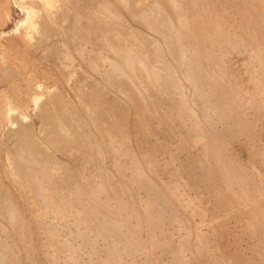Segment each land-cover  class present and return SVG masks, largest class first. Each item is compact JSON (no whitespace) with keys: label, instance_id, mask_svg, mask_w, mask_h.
<instances>
[{"label":"bare ground","instance_id":"bare-ground-1","mask_svg":"<svg viewBox=\"0 0 264 264\" xmlns=\"http://www.w3.org/2000/svg\"><path fill=\"white\" fill-rule=\"evenodd\" d=\"M185 1H187V0H0V86H4V88L0 90V214H1V212H3V208H4V210H6V214L8 213L9 216H12L14 219L17 218L18 221H21V224H19L18 222H16V226H18L17 224H19L20 226H23V227H20V228L18 227V229L19 230H22L21 228H23V230H26L29 233V236H31L33 234V232H34L33 231L34 229H32V225H31L33 223V221L31 222L29 220L28 216L26 215L27 214L26 211H28V210L31 209V211H30L32 213V216L31 217L33 219L37 220V222L40 225V227H39L38 230H40V228H41L48 235L46 237V241L44 240V242H43L44 245H45V247L46 246L49 247L53 243H54V245L57 244L55 242H58V240H59V238L61 236V235L59 236V223L57 221H53V222H50V223L46 224L45 221H44V219H43L49 213V212L47 213V210L44 207L45 206L44 202L45 201L48 202L49 200L51 201L52 199H53V202H54L55 200L52 197L55 196V195L58 197L60 195L59 194L60 193L59 192V189L60 188H63L64 189V187H63L64 181L63 180H62L63 181V185H61V187L58 186V187H60L59 189H57V186H56L57 185V182H55L56 184L54 185V186H56V188L55 189L53 187L51 188V186H53V184H54V180L56 179V177L55 178L51 177V175H53L52 173H54L52 171L53 169L51 167H54V170H55V168L62 167L63 165H64L63 168H65V166L67 165V164H65V163H67L66 161L64 163L63 161H61L60 159H58L57 156H55L56 155L55 153H54L55 155L52 154L54 152L53 147L55 148V152H56V150L57 151L58 150H61V151L64 150V151L67 152V150L70 149V148L72 150V148H77V147L82 146L84 148L83 149L81 147L82 150L88 151L89 154H90L89 150H92L91 148H93L94 150L97 151V154L95 153V151H94V154L97 155V158H98V155H99V158H101L100 159L101 161H102V159L103 160L107 159V157H111V159L113 158V160L115 162V164H113V165H116L115 168H117V170H118V171H115V172H117V173L120 172L121 173V174H118L119 176H121L119 180H121V178L124 179V176L126 178L130 174L129 172H133L134 169H135L136 171L133 172V173H135L136 176L134 177L133 175L130 174V176H128L129 179H128L127 182H129V180H130V183H129L130 186L133 184V183H131L132 182L131 180H135V181H137V184H139L140 183L139 181H141L142 179L143 180H146L147 179L148 181L146 180L145 183H144V181H141L145 185H146V183L148 184V182L149 183H152L153 182L151 185L148 184L149 187L147 186L150 189V191H149L150 194L154 197V200H153L154 201V206H150V208L151 207H154L155 208V204H156V206L164 205L165 204L167 206V209H168V206L171 205V206H173V209L176 208V210H177V209H179V207L176 204H174L175 197L178 200V198H180L183 195L182 193L184 192V191L181 192L182 195L180 194V197L179 196H172L171 195V192H172L171 189L173 188V185H172V187H171L170 190H167L168 192H163V188L162 187H164V186H162V185H164V184L167 183V186H169V185L172 184V182L170 181L171 183L169 184L168 183L169 182L168 181L169 179L167 180L168 182H164L163 181V179L165 180V178H163L162 180L160 179V178H162L164 176V175H162V177H160L161 176V173L162 172L165 173V172L162 171V170H160L162 172L159 174V172L157 170V168H159V166H160V164L158 163L159 157H157V156H160V155L158 153H161V156H162L161 159L166 158V160H167L168 163H171V162L174 163V161H178L179 160L180 161V164H178V165H180V166L177 165L178 166V169H177L176 165H175V167H176L177 170L181 171L179 173L180 175H185L183 172H186V169H189V166L190 165L187 164V161H186V158H185L186 155H187V158H188V154H191L190 157L194 160V162L192 161L194 164L195 163L197 164V162L199 161L200 158H202L204 160V157L205 158L208 157L209 155L213 154V152H214L215 156L217 157L216 160L217 161H220L221 160V153L219 151V147L220 146L217 145V147H215L214 146L215 143H213L214 141L217 140L215 138H217L216 137L217 136L216 133L219 130H217L215 132V135L216 136H213L215 138L212 139L211 138V135L208 132L209 130L207 131V129L204 126L205 121L203 123L201 120H199L197 118L200 115L197 116L198 115L196 113L197 110L193 106V103L191 105V102L194 99H192V101L190 100L191 101L190 102L189 99L191 97L189 96V94L192 93V92L195 93V91L193 90L194 88L197 90L196 93H198V96H199V97H197V102H198V98H199V100L201 99V101H202L201 104L203 105V108H204V111H205L204 112L202 110V112L201 111H198V112H200V113H203L204 112L203 115L205 117H208V119H209L210 113L211 114L213 113L212 116H215L214 115V112H212V111H216L217 110V107H218V104H219L218 101L220 102L219 98L221 99V97H223V96L226 97L227 96L228 91H224L226 89L225 87H223V88H225L223 91L224 92H227L226 95L225 94L223 95L224 92L222 90H218L220 85H218V88L217 87L215 88V86H217V84H219L218 83V80H220V79H218V78H220V76H217L218 78H216V75H218L219 73H221L220 72L221 70L217 69L218 72H216L215 69H214V67H213V65H211V64L214 63L213 61L216 60V59L214 60V57L216 55V50L214 49L213 46H214V44H217L219 42L220 37H221V36L219 37V35L221 33V30L223 31V29H221V26H224V25L222 24L220 26V23L218 21L219 19H217L218 17L216 15H215V17H217V18L214 17L215 18L214 20H216V21H211L210 20V17H211V14L210 13H211V11H208V13H206V14H209L208 15L209 16L208 19L210 20V22H214V23L216 22V23L213 25L212 23L208 22L209 20L206 19V16L207 15L205 16V18H204V15H203V18L206 19L205 21H207L208 24L210 23V27L200 25V21H198V17H201L202 18V16H200V15L205 14V13H203L205 10L203 11L201 8L205 4L208 5V1H206L205 4L202 3L203 4L202 5L201 4V1L202 0H192L194 6L196 8V11H197V13L194 16H192L190 14V12L187 10V6L188 5H185ZM253 1L251 2V6L252 5L253 6L255 5V4H252V3H254ZM259 1H261V0H259ZM245 2H246V0H245ZM245 2H243V3H245ZM240 3H241V0H240ZM255 3H257V1H255ZM260 3H263V2L261 1ZM186 4H189V3L187 2ZM214 4L212 3L213 7H214ZM200 6H201V8H200ZM210 6H211V3H210ZM245 7H246L245 9H247V6H245ZM260 7L261 6L259 5V8ZM189 8H191V5H190ZM206 8H207V6H206ZM259 8H257L258 11H259ZM214 9H215V7H214ZM223 9H224V6H223ZM242 9H244V7ZM245 9H244V11H245ZM260 9L264 10V6H262V8H260ZM215 10H218L219 11V9H215ZM253 10L256 13H259V12L256 11V8L255 9L254 8H251V11H253ZM221 11H222V9H221ZM221 11H219V12H221ZM247 11L249 12L250 10L247 9ZM213 13H214V11H213ZM263 13H264V11H263ZM216 14H217V12H216ZM221 14H222V12H221ZM245 14H246V12H245ZM260 14H261V11H260V13L258 15H260ZM252 15H254V14H252ZM221 16L219 17L220 19H222ZM225 16H226V12H225ZM225 16H224V18H225ZM227 16H229V14ZM262 16H264V14ZM250 17H252V16H250ZM258 17H260V16H258ZM204 19H203V22H205ZM251 19H253V17ZM224 21H226V19ZM235 21H236V19H235ZM226 23H225V25H226ZM256 24H257V22H256ZM204 25H207V24H204ZM228 25H229V23H228ZM228 25H227V28H228ZM250 27H248V28H250ZM229 28H231V27H229ZM251 28H253V27H251ZM232 30H230V31H232ZM226 31H228V35L230 33L231 34L234 33V31L229 33V30H227V29H226ZM223 32H225V31H223ZM242 33H244V32H242ZM254 33H255V30H254ZM203 34H205L206 37H208V40H210V44H211L210 46H207L205 44L202 45V41H201L200 38H201V36ZM258 34H259V32H258ZM242 36H244V35L242 34ZM239 38H242V37H239ZM247 38L248 37H246V40H249L250 39V38L249 39H247ZM260 38H261V36H260ZM260 38H259V40H260ZM257 39L251 38L250 40H253V42L254 41H259ZM205 40H207V39H205ZM224 40L226 41V39H224ZM250 40H249V42H250ZM228 41H227L228 44L230 43L229 45H231V46H234V44L236 42V41L234 42V39H233L234 44H231L232 43V39L231 38H228ZM221 42H222V40H221ZM239 42H241V41H239ZM219 45H223L224 46V44H220V43H219ZM237 45L235 44V46H237ZM223 46H219V47H222L223 48ZM249 46H251L250 43L247 46H245L243 44V47L242 46L241 47L243 49L245 48V50H246V47L248 48ZM216 48H218V47H216ZM232 48H230V49H232ZM220 49L217 50V52H220L221 51ZM224 49H225V46H224L223 50L221 51V55H222V53L224 54V51H226L227 48L225 50ZM245 50H243V51H245ZM229 51L231 52V50H229ZM262 51L263 50H260V52H262ZM239 52H241V50ZM245 52H244V54H246ZM228 53H227V56L230 55V54L232 55V53H230V54H228ZM256 54H257V56H259L258 54H261L262 55V53H259V52L257 53V51H256V53L254 55H256ZM227 56L225 58H227ZM257 56L255 58H257ZM263 56H264V54H263ZM249 57L250 56L248 55V57L246 58V60ZM231 59L232 58H230V60ZM251 59H252V57H251ZM220 60H222V59H220ZM220 60H219V63L221 62ZM27 62H28V64H29V62H30V64L33 63L35 65L34 66L35 68L32 67V69L34 68L33 69L34 72L28 71L29 69L28 70L26 69L27 70V73L28 72L29 73L32 72V73L31 74H25L26 76L27 75H29V76L28 77H24L23 76L24 75V72L26 73V70H24V69H25V67H27ZM216 62L214 64H217L218 63V62L217 63ZM261 63L263 64L262 61H261ZM222 64L221 65L219 64V65L222 66ZM245 64H246V62H245ZM248 64H249V62H248ZM78 65L79 66H82V70L81 71L76 70V67ZM88 66L91 69H94L95 71L100 72V74L103 76V78H105L107 81H109V82L114 83L115 85H117L118 88H119V90L124 94L125 99H121V98L120 99H117V98L113 99V98H110L104 92V89L101 87V83L98 82V81H94L92 83L93 84V87H92L91 90H90V88L89 89L88 88L86 89L83 80L86 77V73L89 72L88 71L89 70L88 69ZM226 66L227 65L225 64V67ZM225 67H223V68H225ZM262 67H264V64L262 65ZM215 68H219V67H215ZM223 68H222V70L225 71V70H227L228 67L225 68V69H223ZM246 69L247 68H245L243 70L246 71ZM53 70L55 71L54 73H56V74L58 73L62 78L66 79V80H70L71 92L70 91H66L65 89H63V87L60 84H58V85H56V86H54L52 88H49L47 86H45V87L43 86V88H41V89L35 88L34 86L36 84L33 86L34 79L36 78L35 75H37L38 73H41V74H44L46 76L51 77V76L54 75ZM229 73H230V71L228 72V76H229ZM226 74L223 73V74H220V75H226ZM231 75H232V73H231ZM258 75H260V77H261L263 74L261 75L259 73ZM229 77L230 78L226 77V80L228 78L230 80V82H231V77H233V76H229ZM205 78H207V80H208V83H206L209 86L208 87V91H207V88H206L207 85L205 86V82H206V79ZM221 78H222V76H221ZM261 78L260 79L258 78L257 80H263V78L262 79ZM235 80H236V78L234 79V81ZM257 80H255V81H257ZM240 81H241V79H240ZM188 83H190V86L193 85V87H194V88L192 87L193 89L191 88L193 90L192 92L189 91L190 90V87H189ZM222 83H223V81H222ZM238 83H239V81H238ZM238 83H237V85H238ZM224 84L222 86H224ZM229 86H230V84H228L227 87H229ZM243 86H244V84L241 87L243 88ZM263 86H264V82H263ZM230 88H231V86H230ZM234 88H235V86L232 88L233 89L232 91H234L233 94L235 95V93L237 92L236 90H237L238 87L236 88V90ZM214 89L218 90L217 92H219V91H222L223 92V93H221L223 96L220 97V95H221L220 93H219V96H217V98H218V99L216 98V100H218L217 103L214 101L216 103V105L211 100V97H213V95L215 94V91H216ZM220 89H221V86H220ZM263 89H264V87H263ZM229 90H230L229 92L232 94L231 89H229ZM259 90H261V89H259ZM247 91H249V90L247 89ZM243 92L245 93V91H243ZM230 93H229V95H231ZM244 93H243V95H245ZM251 94H253V93H251ZM196 96H197V94H196ZM235 96H237V94ZM235 96H233V97H235ZM256 96H258V95H256ZM246 97H244V101H246V99H247ZM30 98L33 100V102L35 103V106H36L35 114H36V116L40 120L38 126L36 125L35 120H33V119L32 120L26 119V116L27 115L24 114V101L26 103V101H28ZM224 100H226V99H224ZM237 100L243 102V100H240V99H237ZM248 100H249V98L247 99V101ZM228 101L230 102V100H228ZM222 102H223V100H222ZM229 102L226 101V103H229ZM231 102L232 103L235 102L233 104H236V101L235 100H232ZM242 102H240L239 104L240 105L242 104L244 106V104ZM232 103H229V105H231ZM244 103L247 106V103L246 102H244ZM223 104H224V102H223ZM252 104H253V102L251 103V105ZM228 107H225V109H224V107H222V108L225 111L226 108H228ZM248 107H250V102L248 103ZM263 107H264V105H263ZM233 108L234 109L236 108V110H237L239 107L238 106L237 107H232V109ZM7 109L10 112V114H7L8 115V120H5V118H3V119L1 118L2 117L1 115H3V117H4V114L8 113V112H6ZM197 109H198V106H197ZM219 109H220V111L221 110L223 111V109H221L220 107H219ZM228 109H230V108H228ZM199 110H201V109H199ZM174 112H176L175 115L177 114V117L174 115L176 118L171 117V113L174 114ZM226 112H228V110H226L225 113ZM230 112H232L231 114L233 116V115H235V113H238V110L236 112H234V114H233V111H230ZM225 113H224V115H225ZM240 113L242 114L243 111L239 112L238 113V116H239ZM84 114H86V118L87 119H88V117L92 118V120L94 122V125H92V126H95L94 128L96 129L97 133L94 130L88 132V130H85V129L82 128V126L80 124L84 120L83 119L84 118ZM231 114L229 115L230 116L229 120L232 117ZM249 114H251V112ZM7 115H5V116H7ZM201 116H202V114H201ZM221 116L222 115H220V117ZM205 117L203 118V120L205 119ZM226 117H225L224 120L227 119ZM234 117H236V116H234ZM189 118H190V120H191V118L192 119H196L197 118L196 119V124L193 123V125L190 126V124H189V126H188L186 122L189 120ZM221 118H224V116H222ZM208 119L206 120L207 123L211 121V120L209 121ZM232 120H233V118H232ZM238 120H240V118H238ZM220 121H222V120H220ZM220 121H219V123H220ZM235 121H236V119H235ZM237 121H236V123H237ZM173 122H176V124H174L175 126L173 125ZM211 122H210V124H212V125L215 124V123H211ZM90 123H92V122L90 121ZM224 123H225V121H224ZM230 124H233V123H230ZM239 124H241V123H239ZM226 125L228 126V123H226ZM233 125H234V127L237 126L235 124H233ZM243 125L245 126V124H243ZM216 126H217V123H216ZM216 126L213 127V128H215V130L217 129ZM244 126L242 128L237 126L239 128V130H237L238 128H236V130L238 132H240V130L246 129V128H244ZM209 127H211V126L209 125ZM213 128L211 127L209 129H213ZM224 128L225 127L223 126V129ZM222 130H220V131H222ZM225 130H227V127H226ZM225 130H224V133H227V131H228V134L230 133L229 129L226 132H225ZM233 130L231 132H233ZM198 131H199V133H201L200 135H202V137H203L202 138L203 139V142L199 144L198 143L199 141L198 142L196 141L197 142L196 145H198L199 148L198 147H194V149L197 148L196 150L197 151L200 150V151L198 153H196V155H193V153H195L197 151L196 150H193L194 152L191 153L192 152L191 151L192 148H191L190 145H192L191 144L192 141H187L184 137L189 132L192 133L191 134V137H193L192 136L194 134L193 132L198 133ZM184 132H188V133H186L183 136V133ZM245 132H243V133H245ZM153 133H156L157 135H160V136H163V137L158 138L156 135H154V137H156L157 139H153L152 138L153 137ZM222 133L223 132H221V134ZM224 133H223V135H224ZM243 133L240 132V135L241 134L243 135ZM221 134L219 133L218 136H222ZM245 134H244V136H245ZM225 135L227 136V134H225ZM172 136L178 138L177 143H174V141L172 140V138H170ZM196 136L194 135L193 138H195ZM199 136H197V137L199 138ZM231 136L232 137H238L239 135L237 136V134H234V136H233V134L231 133ZM231 136H230V140H231ZM191 137L189 135V139L190 140H191ZM239 137H242V136H239ZM223 138H225V136ZM200 139H201V137H200ZM235 139H239V138H235ZM5 140H11L12 141V146L4 147V145H2V143L5 142ZM171 140L173 141L174 145L177 144L176 145L177 146L176 148L174 146H172V144H171V146L173 148H175L176 151L175 150L173 151L172 148L169 151V148H170L169 147V142L171 143ZM233 140H234V138H233ZM193 141H194V139H193ZM219 141H220V139H219ZM175 142H176V140H175ZM220 142L223 143L222 142V139H221ZM224 142H228L227 139ZM216 143L218 144V142H216ZM229 143H231V141H229ZM235 143H236V141L234 142V144ZM194 144H195V141H194ZM234 144H233V146H234ZM221 145H223V144H221ZM193 146H195V145H193ZM225 146H228V145H225ZM51 148H52L53 151L51 150ZM224 149H227V148L226 147L223 148L222 149L223 150L222 152H224ZM71 150H69L68 152L70 153ZM180 150L182 151V154H183V151H186V152L191 151V152H188V153H186V155L184 157H181L180 154H179L180 153ZM229 150H231V148H229L227 151L229 152ZM73 153H75V151L72 152V153H70V155H68V156L71 157V154L73 156ZM167 156H169V157H167ZM227 156H229V155H226V157ZM95 157L96 156H94V158ZM97 158H95V160L92 159L91 161H96ZM229 158L230 157H228V159ZM231 158H233V156ZM206 159H205V163H208L209 166H210V163H209V159L210 158L208 159V162H206L207 161ZM74 160H75V158H74ZM203 160H201V161H203ZM224 160H221L220 162L222 163V161H224ZM236 160H238V159H236ZM212 161H213V157H212ZM229 161L232 162V161H234V159H231ZM68 162H69V160H68ZM78 162H79V160L77 161V163ZM102 162H101V164H103ZM220 162H218V163L220 164ZM230 162L226 161V162H223L222 164H220V167L222 165V169L221 170L225 172V173L223 172V175L224 174L225 175L223 177L224 180H222V182L224 183V181H225L226 184L228 183L229 185H231L234 181H235V183H237L236 181H238L240 183L243 182L245 184L244 187L242 185L243 183L241 185H239V186L237 185V187L239 189H242V190L245 187H246V189H248L249 187H248L247 182L249 180L248 179L246 180L245 178H243L244 174H242V176H241L240 173H239V171L237 173V169H236V167L237 168L239 167L238 169H240V167H243V166H241L242 161H241V163H239L238 161H235L238 164V166L236 165V167H235V164H236L235 162H234V165L232 164L233 162L232 163H230ZM77 163H76V165H77ZM79 163H81V162H79ZM87 163H89L88 160H87ZM87 163H86V165L85 164L84 165L85 166L88 165V168L89 169H86L85 171L87 172V170H89L88 171V173H89L90 170H91V168H92V166L89 165V164H87ZM211 163H213V162H211ZM93 164H95V162H93ZM96 164H98V161H97ZM47 165L49 167L51 166L50 167L51 169L50 168L49 169L52 172L48 168H46V167H48ZM81 165H83V163ZM84 165H83V170L85 168H87ZM37 166H39V167H37ZM41 166L43 167L44 171L46 170L44 172V176L46 175L45 176L46 178H47V176L48 177L50 176L52 179H54L53 180V184H52V179L50 177H49L50 180H47V184H46V178L45 179L44 178L39 179L36 176L38 174H41L40 173V171L42 170V167ZM77 166H79V165H77ZM97 166L99 167V164ZM100 166H102V165H100ZM194 166L195 167L200 166V168H201V165H197V166L194 165ZM212 166L215 167L216 164H215V166L212 164ZM220 167H217V168H220ZM37 168H39V170L40 169L41 170L40 171H38V170L36 171ZM66 168H68V166ZM78 168L80 169L81 167H78ZM208 168L203 170L204 171L203 172V176L199 174L203 179H206L207 181H209L214 176V173H215V172H213V174H212L211 171H214V170H211L210 171ZM68 169H66L67 172H68ZM70 169H69V171H70ZM93 169L95 171L97 169V167L96 168H93ZM101 169H103V168L101 167ZM128 169H132V170L129 171V172H127ZM176 169H173L171 171L174 172V170H176ZM196 169L193 170L194 173H197V170ZM210 169H212V168H210ZM58 170H60V168ZM92 170H91V172H94ZM97 170H100V169H97ZM241 170L243 171L245 169H241ZM35 171H36V173H38V172L39 173L36 174ZM71 171H73V170L71 169ZM100 171H102V170H100ZM215 171H217V170L215 169ZM64 172H66V171L64 170ZM91 172L89 173L90 175H91ZM106 172H108V171H105V173ZM172 172H171V174H172ZM219 172H220V169H219ZM219 172H216V175H217V173L219 174ZM42 173H43V171H42ZM97 173L98 174L101 173V175L105 176L104 175V172L102 174V172H98L97 171ZM154 173H155L156 176H157V174H159V176L157 178L160 177L159 178L160 180L156 178V176L154 175ZM174 173L177 174L178 171L177 172H174ZM191 173H192V171H191ZM60 174H58L59 175L58 176L57 175V172H55V175H57L58 177H60ZM74 174H75V172H74ZM77 174H75V175H77ZM84 174H83V176H84ZM94 174H93V176L98 175L96 173H94ZM188 174H189L188 176H191L190 172ZM201 174H202V172H201ZM69 175H70V177H74L75 176V175L74 176H71V175H73V172H71ZM87 175L85 174V176H87ZM112 175H111V177H109L110 176V174H109L108 177L109 178H112L113 177ZM118 175H117V177H114L113 179H115V178L117 179L119 177ZM122 175H123V177H122ZM204 175H205V178H204ZM210 175H213V176H210ZM83 176L78 175L77 177H79L78 179H80ZM98 176H100V175H98ZM206 176H209L211 178L208 177L209 178V180H208ZM235 176H237V178L239 180L238 179L235 180L236 179ZM148 177H149V179L151 181L152 180L153 181L150 182V180L148 179ZM174 177H176V176L174 175ZM177 177H180V176L178 175ZM220 177H222V176H220ZM240 177L243 178V179H245V181L243 179H241ZM260 177L262 178L263 176L261 175ZM83 178H81L80 180H84ZM89 178L91 179V177H89ZM100 178L101 177H99L98 179H100ZM109 178L106 177L105 179H108V181H109ZM176 178H175V181L177 180ZM181 178L182 177H180V179ZM196 178H198V177H196ZM60 179H63V177H60ZM68 179L66 178V182L65 183L68 182L67 181ZM72 179L73 180L74 179L77 180L76 176L74 178H72ZM90 179L89 180L86 179L87 181L84 180V182L85 183L88 182V181L91 182ZM217 179L215 180V182L217 181ZM43 180H45V181H43ZM73 180H71V183H72ZM119 180H118V184L120 183L119 185L125 184L122 181H121L122 183L119 182ZM157 180H159V182L160 181L161 182H164V184L160 182L162 184V185H160L157 182ZM181 180H183V178ZM186 180H187V178L185 179V181ZM189 180H190V177H189ZM211 180L213 181L214 180V177ZM252 180H253V178H252ZM48 181H50V185H49V182ZM108 181H107L108 184H106L107 186L110 184L109 182L111 180L109 182ZM185 181H184V183L186 185V182ZM196 181H197V179H196ZM210 181L208 183H210ZM219 181H220V179H219ZM73 182H75V181H73ZM84 182L83 183L80 182L81 185H78V188H77V191L78 192H76V193L79 194V196H78V198H79V200H78L79 201V204L76 205L75 204L76 203L75 201L73 202V201H70L71 199L70 200L69 199H66V200H69L68 201L69 204H66V205H69L68 210L69 209L70 210L68 212L71 214L70 217L69 216H67V217H69V218H73L74 217V221L77 222V223H80L78 221L81 220V218H83L85 220L84 217L86 216L85 213H86L87 210H86V208H85L86 211L83 210V209H84V206H86L87 209L89 208L88 209L89 210L88 211V215H87L88 218L86 217L87 218L86 221H83V222L86 223L87 221H89L90 218H91V220L93 219V220L96 221L95 225L92 224V227L89 226L90 225V222H87L88 223V225L86 224V226L88 228L87 231L89 229H91L92 232H90V233L93 234V235H95L94 237H96V238L99 237V240L101 238L100 236H102V238H101V240H102L105 237V234L107 232L108 233H112L114 230H117L115 232H118V228L115 229L114 227H113L114 230L111 228L113 230L112 231L110 229L111 226H113V225H115V226L117 225V227H119V225L120 226L121 225L124 226L126 224L125 221H127L126 219H123L124 220L123 221L122 218H118L119 217V213H117V212H116L117 213V216H116L117 218L116 217L111 218V216H112L111 212L112 211L109 212L110 216L107 214L109 216L108 217L106 215V212L103 213L102 210H99L100 207L99 206L96 207V205H95L96 203H97V205L99 204V202H98L99 200L97 198H99V199L101 198L100 197L101 196L100 194H104L105 195V193H107L109 190H110L111 195L113 193L115 194V188L114 187H116L117 185L114 186L112 184V186L114 188V192H111V190L113 188H111V189L108 190L107 188H109L110 186L107 187L104 183H103V185H100V184H102L101 183L102 181H101V182L98 183L100 186H96V188L98 187L97 193L94 192V191H93L94 193L91 192L95 196V198L90 193H89V195H91L92 198H89L88 191H87L88 189H87L86 190V193H87V197L88 198L87 199H84V198L81 197L82 195L84 196V194H85V193H83L84 192V187L83 186L86 185ZM97 182H98V180H97ZM97 182L95 184H97ZM190 182L192 184H196V182L193 181V180H191ZM222 182L220 181L219 183L218 182H216V183H217V185L218 184L221 185ZM252 182H250V184ZM69 183H70V180H69ZM76 183H77V181H76ZM177 183L180 184V181L177 182ZM208 183H206V184H208ZM214 183L211 186L213 188V190H215V191H213V193H216V191H217V193H218V194H216L217 196L219 195V197H225L226 194L224 196H221V194H222L221 191L223 190L222 187L221 186H217ZM240 183H237V184H240ZM60 184H61V182H60ZM77 184H79V183H77ZM88 184H89V182H88ZM88 184H87V186H88ZM179 184H176V186L177 185L179 186ZM254 184L252 185V188H255L257 191H254V194H253L252 191L250 190L251 191V195L252 194L255 195V192L260 191V190H258L259 188L257 189V185H254ZM104 185L107 187L106 188L107 189V192L104 190V188H105ZM142 185H140V186L142 187ZM74 186H76L75 183H74ZM74 186L71 185V189L72 188H75ZM126 186L124 185V187H126ZM128 186L125 188V190L128 188ZM135 186H137V185H135ZM208 186H209V184H208ZM65 187H66L65 189H67V186L66 185H65ZM91 187L93 188V186H91ZM189 187H191V186H189ZM196 187H197V185H196ZM203 187H205V186H203ZM219 187H221L220 189H222V190H220ZM69 188H68V190H70ZM87 188H89V187H87ZM117 188H118V186H117ZM166 188H170V187H166L165 186L164 190ZM178 188L179 187H177V189ZM209 188H210V186L207 188V190H209ZM232 188H235L236 189V187H234V186ZM52 189H54L56 191L58 190L57 193L58 192L59 193L57 194L56 191L53 190L56 194H53L52 195V192H53ZM94 189H95V187H94ZM131 189H133V188H131ZM131 189H130V191H132ZM139 189H141V188H139ZM60 190L62 191V189H60ZM210 190H212V189H210ZM242 190H241V192H242ZM103 191H105V192H103ZM116 191H117V189H116ZM127 191L129 192V190H127ZM169 191H171V192H169ZM173 191H174V188H173ZM176 191H178V190H176ZM229 191L231 192L230 189H229ZM245 191L246 190L244 189L243 190V193ZM70 192H72V191H70ZM125 192L122 193V194H125ZM145 192H147V191H145ZM209 192H208V194H209ZM247 192H248V195H249V191H247ZM134 193H136V192H134ZM200 193H202V192H200ZM200 193H199V195H202ZM234 193L235 192H232V194H234ZM243 193H241V194L243 195ZM258 193H256V194H258V197L257 198H259V195H261L260 192H258ZM69 194H75V193H69ZM69 194H67V195H69ZM114 194L111 197L106 194V200H105V197H103V198H104V201L105 202H107V200L111 198V201H108L109 205H110V203L114 204V203H116V201L117 202L119 201V207L117 208V205H116V208L117 209H115V210L118 211L120 207H121V209H123L124 207L127 208L128 206H130V208L132 207L131 209L134 208V210H136L135 207L137 205L136 206L134 205L135 207L131 206L134 203H131V205H128L127 203L129 201H127V202L123 201L125 198L122 200L123 196L121 194H118V192H117V194H115V195ZM175 194H177V193H175ZM187 194L188 193H186L185 196ZM210 194L212 195L211 197H214L215 196V195L213 196L212 193H210ZM130 195H132V194L130 193ZM130 195L128 193V197L125 196L126 199L130 198L129 197ZM133 195H135V194H133ZM137 195H135V197H137ZM188 195L186 197L185 196H182V198L183 197L186 198L185 200H184V198L182 200H184L185 202H187V203H185L187 205L184 206V201H183V206H184L183 209H184V211H186L185 209L186 208L188 209V207L190 206L189 205V201L191 199L190 200L188 199ZM234 195H235L234 199H238L237 194L235 193ZM242 195H240V196H242ZM244 195H246L248 197L247 193L244 194ZM64 196H66V195H63V198H64ZM70 196H72V195H69V197ZM141 196L142 195L140 194V197ZM149 196L150 195H146V197H149ZM208 196H207V198H208ZM230 196H229V198H230ZM246 196H243V197H246ZM57 197H55L56 200L58 198H60L61 196H59L58 198ZM69 197H67V198H69ZM132 197L133 196H131V198ZM143 197L146 199V197L144 195H143ZM189 197H193L194 198V197H197V195H195V196L189 195ZM201 197L203 198V196H200V197H198V199H200ZM219 197H217L216 199H220ZM232 197L233 196H231V198ZM74 198H75V200L77 199L76 196H74ZM93 198L94 199H97L98 201H94L93 202L92 201ZM149 198H148V200H149ZM262 198L264 200V196H262ZM60 199L58 201H56V204H55V202L54 203L51 202V203H53V204H51L50 201H49V206L53 205L51 207H54L53 209H55L56 206H54V205H57V209L58 210H56V211H59V209L61 207L58 206V205H61V202L64 200L63 199L61 202H59ZM138 199H136V200H138ZM140 199L143 200L142 197ZM195 199H197V198H195ZM198 199L197 200L192 199L194 201H198V203H196V204L195 203H192L193 201L191 200L190 204L192 203V204H195V205H192L191 204V210H190V207H189V209L187 211H191V212L195 213L196 211L194 212V210H198V208H201V209H199V211H197L198 213L200 212V214H198L197 212L196 213H197V216L199 215V216L202 217L201 212H203L202 214H204V213L206 214L207 211H205V210H208L207 208L205 209V207H207V206L208 207L209 206L212 207L215 204H213L214 201H212V203L209 202V203H211L213 205L212 206H211V204L210 205H207V206L205 205V207H204L205 210H202L203 208H202V206L199 207L200 206L199 203L201 202V204H202L203 201L204 202L206 201L208 203V201L207 200H204V199H202L203 201L201 199L200 200H198ZM211 199L213 200V198H210V201H211ZM223 199L224 198H222L221 200H223ZM250 199H251V197H250ZM255 199H256V197H255ZM260 199H259V201H260ZM182 200L180 199V203H181ZM241 200L245 204L246 201H244L243 199H241ZM104 201H102V202H104ZM151 201H152V199H151ZM215 201L217 202L218 200H215ZM224 201H226V200L224 199ZM230 201L231 200H229V202ZM255 201H257V200H255ZM42 202H43L44 206L42 205ZM47 202H45V203H47ZM57 202H59L60 204H58ZM144 202L147 205L146 200ZM176 202H179V201H175V203ZM92 203H94V204H92ZM222 203H225L226 204V202H222ZM235 203H239V201L237 202V200H236ZM246 203H248V202H246ZM105 204L101 203L100 204V206L102 205L101 208ZM197 204H199V205L196 206ZM220 204H221V202L219 203V205ZM225 204H224V206H225ZM227 204H226L225 207L223 205L222 206L224 208H226L227 207ZM232 204L234 205V203H232ZM232 204L230 202V207L232 206ZM239 204L240 205H238V206L240 208L242 206L241 205L242 203H239ZM252 204L253 203H251V205ZM254 204L256 205L255 202H254ZM262 204H263V202H262ZM64 205H62V207ZM139 205H141L143 207L144 204L143 205L142 204H139ZM149 205H151V203H149ZM180 205H182V204H180ZM91 206H93L94 209H92L93 207H91ZM171 206H169V207L171 208ZM186 206H188V207H186ZM195 206L197 207V209L195 208L192 211V209ZM217 206H218V204L216 203V206L215 207H217ZM236 206H237V204H236ZM114 207H115V205H114ZM146 207L143 208V209H145V212L142 213V214H145V216H146V213H147L146 212L147 209H149V208L146 209ZM215 207L214 208L212 207V208L215 210ZM219 207H221V206H219ZM230 207L228 206V210L230 209ZM64 208L65 207H63L61 210H63ZM154 208H152V209H154ZM224 208L223 209L222 208H219V209L224 210ZM239 208H238V210H239ZM242 208H244V207H242ZM250 208H252V210H253V207H250ZM66 209H64V211ZM102 209H104V210L105 209L106 210H110L107 206H106V208L104 207ZM152 209H151V212L153 211ZM157 209H160V208L157 207ZM183 209H181V210H183ZM232 209H233V207H232ZM232 209H230V210L232 211ZM244 209L246 210L247 207H245ZM259 209H261V208L259 207ZM61 210L59 212V215L61 213V216H62L63 215L62 213L64 211L61 212ZM82 210H83V212L85 211L84 212V215H81V214H83ZM134 210H132V211H134ZM137 210H139V208ZM137 210L134 211V212H138V214L143 211V210H141V212H139ZM214 210H212V214H213V211ZM226 210L227 209H225L223 211V213H221V214H224V212H226ZM238 210L235 209L234 211L235 212L237 211V213L240 214V216H241V214L244 213V211H238ZM66 211L64 213H66ZM100 211H101V213H100ZM163 211L165 212V210H163ZM257 211H258V209H257ZM128 212H126V214ZM176 212H178V210ZM235 212H233V213L235 214ZM252 212L253 213L250 212L249 214H246V212H245L246 217H245L244 220L246 221V223H244L242 225V227L245 225V227H244V229L246 228L245 230H247L248 232L250 231L251 234L252 233L256 234L257 235L256 237L259 238V236L261 235V233H260V227L258 225V224H261L260 219H259V213L254 212V211H252ZM99 213H100V215L102 217L99 216ZM148 213H150V211ZM180 213H183V212L181 211ZM193 213L191 215H193ZM262 213H264V212H262ZM2 214H4V212ZM55 214L57 215V213H55ZM91 214L94 217L93 216L90 217L89 215H91ZM132 214H133L132 217L133 216H134V218L137 217V220H141V219L143 220V218L139 217L136 213H135L136 215H134V213H132ZM150 214H152V213H150ZM161 214H162V212H161ZM161 214L159 213L160 216L165 215L164 213L162 215ZM210 214H211V212H210ZM214 214H215V212H214ZM216 214H215V216H216ZM234 214H233V216H231L232 213L229 212L226 215L227 217H225V215H224V216H222L223 218L221 217L222 219L220 218V220H219V218H216L217 219V222H219V224L223 223L225 227L222 224L223 227L222 226L219 227L218 225H216L217 227H215V228L214 227L211 228V225L215 226L214 223L211 224L212 222L210 220H211V217L213 216V215H211L210 216V219H207V220L210 221V223H206L208 225L210 224V226H206V227H210L211 230L212 229H217V228L219 230H220V228L223 230V229L226 228V223L225 222L227 221V219H228V221H230L231 218H229V217H234L235 215H237V214H235V215ZM59 215H58V217L62 221L64 218H62V217L60 218ZM64 215L66 216V214H64ZM130 215L131 214L128 213V220H129ZM148 215L149 214H147V216ZM188 215H190V214H187L186 217ZM81 216H84V217H81ZM120 216H122V215H120ZM145 216H143V217H145ZM156 216L158 217L157 214H156ZM199 216H198V218H200ZM204 216H206V215H203V218L205 220L206 217H204ZM1 217L5 220L6 215L5 216L2 215ZM12 217H8V218L11 219ZM162 217L166 218L165 216H162ZM162 217H160V218L162 219ZM172 217H174V216H172ZM175 217H176V215H175ZM178 217H176L175 220H179ZM207 217H209V216L207 215ZM263 217H264V215H263ZM2 218H1V221H3ZM123 218H124V216H123ZM154 218L156 219V217H154ZM184 218H185V215H184ZM184 218L182 217V219H183L182 221H184ZM203 218H201L198 221V223H196V229H194V233L193 234H195V235L198 234L197 231L198 232L200 231V228H201L200 226L201 225L202 226H205L206 225V224L203 225V222H206L207 220L206 221H203L202 220ZM213 218L215 219L214 216H213ZM10 219H7V220H10ZM14 219H11V220L14 221ZM65 219H66V217H65ZM68 219H66V220H68ZM146 219H144V220H146ZM185 219H187V218H185ZM237 219L239 220V218H237ZM7 220H5V221H7ZM201 220H202V224H201ZM233 220H235V217H234ZM242 220H243V218H242ZM58 221H60V220H58ZM156 221L157 220H155V222ZM220 221H222V222H220ZM239 221L238 222L233 221V223L236 222L235 224H238ZM11 222L9 223L10 224V227H11V224L13 223V222L12 223ZM63 222L65 223L67 221H62V224H64ZM83 222H81L82 225H84ZM147 222H150V221H147ZM157 222L160 224V221H157ZM185 222H186V220H185ZM258 222H260V223H258ZM5 223H7V222H5ZM73 223L74 222L70 223V224L73 225V227H74V225H75V227L78 226L75 223L74 224ZM91 223H92V221H91ZM98 223L99 224H105L103 226L101 225L103 228L104 227L106 228V227L110 226L109 227L110 230L108 228H106L107 229L106 230L107 232H106L103 229H100V227L98 228L97 227V224ZM127 223H129V222L127 221ZM134 223H135V221H134ZM164 223H167V221L164 222ZM229 223L230 222H228L227 227L230 226ZM240 223H242V222H240ZM240 223H239V226H241ZM263 223H264V221H263ZM1 224L2 223H0V229L1 230H4L5 229L4 231H6L8 228L5 227L4 229H2L1 227L3 226V224H2V226H1ZM7 224H5V225H7ZM13 224H15V223H13ZM129 224L131 225L132 222H130ZM142 224H143V222H142ZM153 224H154V222H153ZM159 224H157V225H159ZM198 224H199V227H200L199 229L197 228V225ZM230 224H232V223H230ZM93 225L95 226L94 229H93V227H94ZM136 225H138V224H136ZM181 225H185V224H182L181 223ZM16 226H15V230L18 231V229H16ZM86 226H84V229H83V227L81 228L82 231L79 229L80 227H77L76 231L79 229V231L82 233V232L86 231V228H85ZM151 226H152V224H151ZM164 226H166V225L164 224ZM24 227H25V229H24ZM127 227H129V225ZM132 227H134V226H132ZM137 227L139 228L140 226H137ZM158 227L161 228L160 225L157 226V228ZM189 227H190V225L188 226V228ZM242 227H241V229H243ZM13 228H11V229H13ZM141 228L142 227H140V229ZM182 228L184 230V228H187V227H184L183 226ZM228 228H226V229L230 231V228L229 229ZM233 228H235V227H233ZM238 228H240V227H238ZM11 229H9V230H11ZM68 229H69V227H68ZM71 229H69V232L71 231ZM133 229H135V228H133ZM133 229H130V230L132 231ZM142 229H141V231H142ZM152 229L153 228L150 227V230L151 231H152ZM143 230H145V229H143ZM146 230L149 231L148 228ZM153 230H155V229H153ZM185 230H187V229H185ZM188 230H187V232H185L186 234L188 233ZM190 230H193V229L191 228ZM195 230H196V232H195ZM204 230H205V232H203V233L205 234L206 237H208V235H206L207 232H208L207 229H204ZM217 230H215V232L216 233L219 232V235H220V232L222 230L221 231H219V230L217 231ZM8 231H6V232H8ZM89 231H88V233H89ZM202 231H203V227H202ZM202 231H200L201 232V236H202ZM10 232L13 233V230H11ZM16 232H15V234H17V235L20 234V232H19V234H18V232L17 233ZM132 232H135V230L132 231ZM144 232H141V233L144 234ZM211 232H213V231H211ZM211 232L209 231L208 233L210 235H212ZM103 233H105L104 236H103ZM141 233H140V235L142 236ZM150 233H152V232H150ZM237 233L235 234L236 236H237ZM247 233H245V235L248 236ZM24 234H26V233H24ZM145 234H147V233H145ZM157 234H159V233H157ZM160 234H162V232ZM191 234H192V232H191ZM204 234H203V236H204ZM78 235L79 236H82V238H83L87 234L85 235V233L84 234H80L79 233ZM78 235L76 234L77 237H78ZM89 235H87L88 237L86 236L87 238L84 237L86 239V241H88ZM110 235H112V237H116L117 235L120 236V233H118L116 236H114L115 234L113 235V233L110 234ZM147 235L150 236L149 233ZM162 235H164V233ZM166 235L168 236V232H167ZM118 236H117V238H118ZM154 236L155 237H153V238H155L157 240L156 237H158L159 235L156 236L155 235V232H154ZM187 236L183 237V235H182L181 241H184ZM201 236H200V238H201V240H203L202 239L203 236L202 237ZM214 236H215V233L213 232V238H214ZM228 236H231V235H229V232H228ZM241 236H242V234H241ZM243 236H244V234H243ZM261 236L263 237V235H261ZM18 237L21 239V234ZM23 237H27V236H24L23 235ZM62 237L60 239L63 240V238H65V236L63 238ZM91 237L93 238L92 235H91ZM123 237L125 238L124 235H123ZM163 237H165V236H163ZM222 237H224V239H227L228 238V240H229V237H227V235H225V233H224V235L222 233ZM96 238L95 239L93 238L94 241L95 240L96 241L98 240ZM108 238L111 239V236H108L107 239ZM117 238H116V240H117ZM127 238L128 237L125 238V241H124L125 243H126V239ZM134 238H135V236H134ZM182 238H184V239H182ZM197 238H199V234L197 235ZM197 238L194 240L193 237H192L193 241H196V240L199 241L200 238L199 239H197ZM215 238H216V236H215ZM232 238L234 239V237H232ZM85 239L84 240H81V241L82 242L84 241V243H85L86 242ZM131 239L133 240V235H132V238ZM148 239H149V237H148ZM152 239H151V241H152ZM155 239H153V240H155ZM158 239H161V238H158ZM211 239H212V237H211ZM5 240L7 241V239H5ZM73 240H75V242H77L76 241L77 240L76 238L75 239L73 238ZM119 240L116 243H118ZM137 240L138 239H135V241H137ZM201 240L199 241L200 243L202 242ZM205 240L208 241L209 240V237L204 239V248H206L204 250H206L205 251V254L208 255L209 254L208 248L210 247L211 244L213 245V243L215 242L216 239L214 240V242L212 241V243L211 242L208 243ZM217 240L219 241L220 238L217 239ZM241 240L243 241V239H241ZM241 240H240V243H242ZM258 240L259 239H257V243L259 242ZM0 241H2V238H1ZM3 241H4V239H3ZM63 241L66 244H70L71 243V242L66 241L65 239ZM122 241H120L121 242V245H122ZM135 241H133V242H135ZM159 241H160V243H162L161 242L162 240H159ZM185 241H184V244L187 245L186 243H188V242L185 243ZM221 241L222 240L219 241L220 244H219V242L217 243V241L214 243V250H212L213 246L210 248L211 253L208 256H209V258H210V256L212 258H213V256H215V258H213V260L215 259L214 262L217 261L219 264H250L247 261L249 256L247 257V260H245L244 258L246 257V254H243L245 256L243 258L237 252L238 249H239V247L241 248L242 246L239 243L236 244V246L234 244L236 242H238L239 240L238 241H235V239H234L232 241V243L235 241L233 244H231V245H234L235 246V247H232L233 250H235V248H238L237 251L235 250L234 252L230 251V250H232V248L229 250V246L221 244ZM224 241H226V240H224ZM64 242H62V243L64 244ZM199 242L197 244H196V242H192L193 244L195 243V245H196L195 248H194L195 250L198 247L203 248V245H202V247L198 245V244H200ZM228 242L229 243L224 242V244H226V243L227 244H230V241H228ZM7 243H10V242H6L5 244L7 245ZM100 243H101V241H100ZM137 243H139V242H137ZM141 243H143V242L141 241ZM172 243H174V242L172 241L171 244ZM179 243H180V241H179ZM5 244H3V245H5ZM59 244H60V242H59ZM130 244H131V242H130ZM136 244L133 245V246H136ZM167 244H168V241L164 245H167ZM180 244L178 246L181 247L182 246V242ZM261 244H259V245H261ZM8 245H10V244H8ZM57 245H56V247H57ZM61 245H58L60 247L58 249H56V250H59L62 247V250L61 251L63 253V247L64 246H61ZM96 245H97V243H96ZM115 245H117V244H115ZM158 245H159V243H158ZM189 245L186 246L185 250L187 249V247H190L191 246V245L190 246ZM237 245L239 247H237ZM80 246H81V244H80ZM111 246L113 247V245H111ZM169 246L167 245V248L164 246L166 248V251L168 250V247ZM178 246H176V248ZM48 247H46L47 250L51 246L49 248ZM66 247L67 246L65 245L64 248L67 249ZM83 247L85 248V246H83ZM107 247L108 246L106 245V248ZM136 247H138V246H136ZM157 247L159 248V246H157ZM160 247H163V246H160ZM70 248H71V245L69 246V249ZM92 248L96 249V253L94 252L95 254L94 253H90V251L88 249H87V251L89 252V254L96 256L97 251H98L97 249L100 248V245H99L98 248H95L94 245H93ZM121 248H124V247L122 246ZM131 248H132V245H131ZM182 248H180L179 250H176V249L173 250L172 249L173 250L172 251L173 252V255L174 254L176 255V252L177 251H180L181 252ZM72 249L73 248H71L70 250H72ZM94 249L91 252H93ZM143 249H144V246H143ZM215 249H217L219 251V252L217 251L218 252L217 253L218 254V257H217V255H214L215 252H213V251H215ZM5 250H6V248H5ZM117 250H118L117 252H119V247H118ZM163 250H164V248H163ZM253 250H254V248H253ZM61 251L59 250V252H61ZM69 251H67V252H69ZM87 251H86V253L88 254ZM100 251L103 252L104 250L103 251L100 250ZM124 251H126V250L124 249ZM161 251L162 250H160V248H159V252H161ZM169 251H167V252H169ZM199 251L200 252L201 251L203 252V250H199ZM199 251L196 250L195 251L196 254L198 253V255H199L200 254ZM3 252H4V250H3ZM65 252L63 253V255H66ZM82 252H83V250H82ZM107 252H110V251H107ZM147 252H149V251L145 250L144 253L147 255ZM180 252L177 255L179 257L182 254V252L181 253ZM0 253H2L1 250H0ZM50 253H51V251H50ZM50 253L47 251L46 254H48V257H50V255H49ZM71 253H73V252H71ZM212 253H214V254L211 255ZM263 253H264V251H263ZM52 254L53 253H51V255ZM70 254H69V256H70ZM74 254L73 255L71 254V255L74 256ZM122 254H123V252H122ZM128 254L129 253H127V255ZM201 254H203V253H201ZM6 255H8V254H6ZM6 255H5V257H6ZM99 255H101V254L99 253ZM116 255H118V254L116 253ZM190 255H191V253H190ZM72 256L70 258H73ZM88 256L90 257V255H88ZM107 256H108V254H107ZM109 256H111V255H109ZM131 256H132V254H131ZM184 256H185V260H184V258H182ZM184 256L182 255L181 256V259H178V260H181L180 262L177 259H176V261H174L173 260L174 258H173L172 259V261H174L173 263L175 264V262L178 261L179 263L177 262L176 264H182V263H186V262L189 263V264H191L190 262H192V260L189 262L188 261L189 260L188 258L191 257V256H193V253H192L191 256H188V253L187 254H184ZM194 256H196V255H194ZM63 257L65 258L66 256H63ZM117 257L120 258V256H117ZM173 257L177 258L176 256H173ZM3 258H4V256H3ZM18 258H20V257H18ZM53 258H54L53 263L55 264V260L57 261V259H56L57 257L56 258L53 257ZM64 258H63V260H64ZM107 258L105 259V261H107ZM191 258L193 259V257H191ZM195 258L194 259L197 261V257H195ZM5 259L8 262V259L7 258H4L3 260H5ZM31 259L32 260H30V262L34 261L33 258H31ZM77 259H79V258H77ZM108 259H109V261H107V262H110L109 264H111V262H113L112 259L114 260V258H112L111 261H110V257ZM136 259H138V258L136 257ZM145 259H147V258H145ZM150 259H148V261ZM202 259H205V257H203ZM3 260L1 261V259H0L1 262H3ZM65 260H64L65 261L64 264H75L74 263L75 260H72V259H69V258H66ZM90 260L92 261V263H90L89 260H88V262L90 264H93L94 261L92 260V257L90 258ZM101 260H102V258H101ZM101 260H100V262H101ZM116 260L119 261V259H116ZM116 260H114V262ZM250 260L251 259H249V261ZM71 261H73V262H71ZM117 261H116V264L118 263ZM127 261H129V260H127ZM132 261L134 262L135 260H132ZM260 261L261 260L259 259V262ZM4 262H6V261H4ZM4 262H3V264H4ZM9 262H11V261H9ZM107 262H104V260H102V264L103 263L107 264ZM198 262L200 263L201 261L198 260L196 264H198ZM250 262H252V261H250ZM121 263H123V262H121ZM139 263L141 264V262H138V264ZM145 263H146V261H145ZM154 263H156V262H154ZM205 263H208V261L207 262L205 261ZM218 263H216V264H218ZM32 264H36V263L33 262ZM57 264H60V263H57ZM61 264H62V261H61ZM76 264H78V263H76ZM94 264H96V262H94ZM123 264H133V263H130V261L125 263V261H124ZM157 264H159V263H157Z\"/></svg>","mask_w":264,"mask_h":264},{"label":"rangeland","instance_id":"rangeland-1","mask_svg":"<svg viewBox=\"0 0 264 264\" xmlns=\"http://www.w3.org/2000/svg\"><path fill=\"white\" fill-rule=\"evenodd\" d=\"M206 1H208V5L207 4H205L206 3ZM253 0H246V2H245V0H241V3H240V0H202L201 1V4L203 3V4H205L206 6H207V8H206V6L205 5H201L202 6V8H201V6H200V8L204 11L203 13H205V14H202V15H200V16H202V18L201 17H198V21H200V25H203V26H207V27H210V23H212L213 25L216 23H214V22H210V20L211 21H216V20H214L215 18H217V19H219L218 21H219V23H220V26L223 24L224 26H221V29H223V31H225V32H223L222 30H221V33H220V35H219V37L221 36H223L222 38L220 37V40H219V42L217 43V44H214V49L216 50V55H215V57H214V60L215 61H213L214 63L216 62L217 64H211V65H213V67H214V69H215V71L216 72H218V70L217 69H219V70H221L220 72L221 73H217L218 75H216V78H218L217 76H220V78H218V79H220V80H218V83L219 84H217V86H215V88L217 87L218 88V85H220L221 86V89H220V86H219V89L218 90H224L225 88V90L224 91H228V94H227V96L225 97V96H223L224 94L226 95V93L227 92H222V91H219V92H217L218 90H216V89H214V90H216L215 91V94L213 95V97H211V100L213 101V103L216 105V103H217V101L218 100H216V98H217V96H219V93L221 94V93H223V95L221 94L220 95V97L221 96H223V97H221V99L219 98V100H220V102L218 101V107H217V110L219 111H212V112H214V115L216 116H212L213 115V113L211 114L210 113V116H209V119H208V117H205L203 114H204V108H203V105L201 104L202 103V101H201V99L199 100V98H198V102H197V97H199L198 96V93H196V89L193 87V85L192 86H190V83H188V85H189V87H190V92H192L193 90L195 91V93L194 92H192V93H190L189 94V96L191 97H189L190 99H189V101L191 100L192 101V99H196L195 101L193 100L192 102H191V105H192V103H193V106L195 107V109L197 110L196 111V113L198 114H196L197 116H199V117H197L199 120H201L203 123H204V121H205V123H204V126H205V128L207 129V131L209 132V134L211 135V138L213 139V138H215V137H213V136H216L217 138H215V139H217L216 141H214L213 143H215V147H217V145L218 146H220L219 147V151H220V153H221V160H224V161H222V163L223 162H226V161H228V162H230L229 160H231V159H234V161H232V162H230V163H232L233 165H234V162L235 161H238L239 163H241V161H242V164H241V166H243V167H240V169H238L237 167H236V165L238 166V164H237V162H235L236 164H235V167H236V169H237V173H238V171H239V173H240V175L242 176V174H244V176H243V178H245L246 180L248 179L249 181L247 182V184H248V189H246V187L244 188L246 191L243 193V190L242 189H239L238 187H237V185L239 186V185H241L242 183H240V182H238V181H236L237 183H240V184H237V183H235V181L231 184V185H229L228 183L226 184V182L224 181V183L222 182V180H224V175H223V172L224 171H222L221 169H222V165H221V167H220V164H222L220 161H217L216 159H217V157L215 156V154H214V152H213V154H211V155H209L208 157H204V160L202 159V158H200L199 159V161L197 162V164L195 163H193L194 162V160L190 157L191 156V154H188V158H187V155H186V153H188V152H191V153H193L194 151L193 150H196V149H194V147H198V145H196L197 144V142L200 144V143H202L203 142V137H202V135H200L201 133H199V131H198V133H195V132H193L194 134L192 135L193 137H194V135L196 136H199V138L196 136L195 138H193V137H191V134L192 133H188V132H184L183 133V136L186 134V133H188V134H186V136L184 137L187 141H192V145H190L191 146V148H192V150L191 151H188V152H186V151H183V154H182V151L180 150V156L181 157H184L185 155H186V161H187V164L188 165H190L189 166V169H186V172H183L185 175H180L179 173L181 172V171H179V170H177L178 169V166H180V165H178V164H180V161L178 160V161H174V163L173 162H171V163H168L167 162V160H166V158H163V159H161V153H158L160 156H157V157H159V161H158V163L160 164V166H159V168H157V170H158V172H159V174L162 172V171H164L165 173H161V176L160 177H162V175H164L162 178H160L161 180L163 179V178H165V180L163 179V181L164 182H168L169 184L172 182V184L171 185H169V186H167V183L166 184H164V182H161V183H163L164 185H162L160 182H159V178H157L158 176H159V174H157V176L155 175V173H154V175L156 176V178L157 179H159V180H157V182L160 184V185H162V186H164V187H162L163 188V192H168L167 190H170L171 189V187H172V185H173V188H174V191H173V188L171 189V191H169V192H171V195L172 196H179L180 197V194H181V192L182 191H184L181 195L182 196H185V194L186 193H188L189 195H191V196H195V195H197V197H189V195H188V199L190 200H192V199H194V200H197L198 199V197H200V196H203V198L201 197L200 199L202 200V199H204V200H207L208 201V203L205 201H203L202 202V204H201V202L199 203L200 204V206L199 207H201L202 206V210H205L206 208L208 209V210H205V211H207L206 212V214L204 213V214H202L203 212H201V215H202V217L201 216H199L200 218H198V216H197V211H199V209H201V208H198V210H194L195 208L197 209V207L196 206H198L199 204H197L193 209H192V211L194 210V212L195 213H193V212H191V211H187L188 209H189V207H190V210H191V204L192 203H198V201H194V200H192L193 202L190 204V202H191V200L189 201V207L188 206H186V207H188V209L186 208L185 210L186 211H184V209H183V207L185 206V205H187V204H185V203H187V202H185L184 200L186 199V198H184V200H182L183 198H182V196L180 197V198H178V200L176 199V197H175V201H179V202H176L175 203V201H174V204H176L178 207H179V209H177L178 210V212H176L177 210H176V208H174L173 209V206H171V205H169V206H171V208L168 206V209H167V206L164 204V205H159V206H156V204H155V208L154 207H151L150 208V206H154V197L150 194V189L148 188L149 187V185H151L153 182V180L151 181L150 179H149V177H148V179L150 180V182H152V183H149L148 182V184L146 183V185L144 184L145 183V181L147 180H141V181H144V183H142L141 181H139L140 183L139 184H137V181H135V180H131L132 182L131 183H133L131 186H130V180H129V182H127L128 181V176H130V174L131 175H133L134 177L136 176V174L135 173H133V172H135L136 170L134 169V171L133 172H129V171H131L132 169H128L127 170V172H129L130 174L125 178V176H124V179H122L121 178V180H119L120 179V177L121 176H119L118 174H121L120 172H115V171H118L117 170V168H115V166L116 165H113V164H115V162H114V160H113V158L111 159V157H107V159H105V160H103L102 159V161L100 160L101 158H99V155H98V158H97V151L96 150H94L93 148H91L92 150H89V152H90V154L88 153V151H85V150H82V146H80V147H77V148H72V150H71V148L70 149H68L67 150V152L66 151H64V150H56V152H55V148L53 147V149H54V152L52 153L53 155H55V156H57V158L58 159H60L61 161H63L64 163H65V161L67 162V163H65V164H67L66 166H65V168H63V166L62 167H58V168H55V170H54V167H51L53 170V172L54 173H52L53 175H51V177H53V178H55L56 177V181L54 180V179H52L50 176V178L52 179V184H53V180H54V184H53V186H51V188L53 187L54 189L56 188V186H57V189H59L60 187H61V185H63V181H64V185H63V187H64V189L63 188H60V189H62V191L59 189V196H61L62 198H63V195H66L67 197H69V195H72V196H70L69 198H67L66 196H64V200L61 198H58L56 195L55 196H53L52 198H54V202H55V204H56V201H58L59 199H60V201L59 202H61L62 200V202L65 204H63L62 202H61V205H58V206H60L61 208L59 209V211H56V210H58L57 209V205H54V206H56V208L55 209H53L54 207H51V206H53V205H51V204H53L54 202H53V199L50 201V203L51 202H53V203H51L50 205L51 206H49V201L47 202V201H45V202H47V203H45L44 202V204H45V206H44V204H43V202H42V205L46 208V210H47V215H46V217L45 218H43L44 219V221H45V223L46 224H48V223H50V222H53V221H57L58 223H59V236H60V238L63 236H65V238H63V240L65 239L66 241H68V242H71L70 244H66L62 239H60L59 238V240H58V242H55V243H57L58 245H61V246H64L65 247V245L67 246L66 248L67 249H65L64 247H63V253L65 252V254L66 255H63V253H62V247H61V249H59L61 252H59V250H56V249H58L60 246H58L57 244H55L54 245V243L52 244V245H50L49 247L48 246H46V247H48L49 249L47 250L46 249V247H45V245H44V240L46 241V237L48 236L46 233H45V231H43L41 228H40V230H38L39 229V227H40V225H39V223L37 222V220H35V219H33L31 216H32V213L30 212L31 211V209L30 210H28V211H26V215L28 216V218H29V220L32 222L33 221V223L31 224L32 225V229H34L33 231V234L31 235V236H29V233L26 231V230H23V228H21L22 230H19L18 229V227L20 228V227H23V226H20L19 224H21V221H18V219L17 218H13L12 216H9V214L7 213L6 214V210H4V208H3V212H4V214H2L3 212H1V216L2 215H6V217H5V220H7V219H10V218H8V217H12L11 219H14V221H12L11 219L10 220H7V221H5L1 216H0V223H2L3 224V226H2V224H1V228L2 229H4L5 227L6 228H8L6 231H8L9 229H11V228H13V229H11V230H13V233L12 232H10L11 230H9L8 232H6V231H4V230H1L0 229V237L2 238V241H0V250H1V252L2 253H0V259H1V261L4 259V258H7L8 259V262H7V260L5 259V260H3V262L4 261H6V262H4V264H18L20 261V263L19 264H32L33 262L34 263H36V264H54L53 263V261H54V258L53 257H57L56 259H57V261L55 260V264H57V263H60L61 264V261H62V264H64V262L66 261L65 259L66 258H69V259H72V260H75V264L76 263H78V264H90V263H92V261L90 260V258L92 257V260L94 261V262H96V264H102V260H104V262H107V261H109V257H110V261H111V259L112 258H114V260H116V259H119V261H117L118 263L117 264H123L124 263V261H125V263L126 262H129L130 261V263H133V264H138V262H141V264H153L154 262H156V263H154V264H157V263H159V264H174L173 262L174 261H176V259L178 260V259H181V256L183 255L184 256V254H187L188 253V256H191L192 255V253H193V256H191V257H193V259L191 258V257H189L188 259V261L190 262L191 260H192V262H190L191 264H196L197 263V261L199 260V261H201L200 263L201 264H216V263H218L217 261H215L214 262V260H213V258H215V256H213V258L210 256V258H209V256L208 255H210V253H211V250H210V248L213 246V248H212V250H214V243L217 241V243L220 241V240H222L221 241V244H223V245H227V246H229V250L232 248V247H235L236 246V244H240L242 247L240 248L238 245H237V247H239V249L238 248H235V250L237 251V249H238V253L240 254V256L241 257H245L243 254H246V257L244 258L245 260H247V257H248V262L250 263V264H264V253H263V251H264V223H263V221H264V217H263V215H264V213H262V212H264V200H263V198H262V196H264V107H263V105H264V89H263V82H264V67H262V65L264 64V56H263V54H264V16H262L264 13H263V11L264 10H262V9H260V8H262V6H264V0H261L263 3H260L261 1H259V0H254L253 2L254 3H252V4H255L254 6L252 5L251 6V2H252ZM255 1H257V3H255ZM189 3V4H186V3ZM243 2H245V3H243ZM210 3H211V6H210ZM212 3L214 4V7H215V9H219V11H221V9H222V14H221V12H219L218 10H215L214 9V7H213V5H212ZM237 4V5H236ZM251 7V8H256V11L257 12H259L260 13V11H261V14L260 15H258L259 13H256V12H254V10L253 11H251V8L248 6V5ZM257 4V5H256ZM263 4V5H262ZM185 5H188L187 6V10L190 12V14L192 15V16H194L196 13H197V11H196V8H195V6H194V4H193V2H192V0H187V1H185ZM190 5H191V8H189L190 7ZM259 5L261 6L260 8H259ZM223 6H224V9H223ZM245 6H247V9L248 10H250L249 12L247 11V9H245L246 7ZM258 6V7H257ZM194 7V8H193ZM213 7V8H212ZM244 7V9H245V11H244V9H242ZM206 8V9H205ZM257 8H259V11H258V9ZM210 9V10H209ZM214 11V13H213V11ZM193 12H192V11ZM207 11V12H206ZM208 11H211V17H210V20L208 19L209 18V14H206V13H208ZM226 12V16H225V12ZM216 12H217V14H216ZM245 12H246V14H245ZM194 13V14H193ZM213 13V14H212ZM248 13V14H247ZM256 13V14H255ZM263 13V14H262ZM219 14V15H218ZM222 16H221V15ZM229 14V16H227ZM252 14H254V15H252ZM203 15H204V18H205V16H206V19H208L209 21L208 22H210L209 24H208V22L207 21H205L206 19H204L203 18ZM214 15V16H213ZM215 15L217 16V17H215ZM221 16V18L222 19H220L219 17ZM224 16H225V18H224ZM250 16H252L253 17V19H251L252 17H250ZM258 16H260V17H258ZM215 17V18H214ZM250 17V18H249ZM224 18V19H223ZM228 18V19H227ZM256 18V19H255ZM200 19V20H199ZM203 19H204V21L205 22H203ZM213 19V20H212ZM226 19V21H224ZM235 19H236V21H235ZM222 23H221V22ZM224 22V23H223ZM227 22V23H226ZM256 22H257V24H256ZM262 22V23H261ZM225 23H226V25H225ZM228 23H229V25H228ZM232 23V24H231ZM204 24H207V25H204ZM211 24V25H212ZM227 25H228V28H227ZM236 25V26H235ZM253 27V28H251V27ZM229 27H231V28H229ZM238 29H237V28ZM248 27H250V28H248ZM234 28V29H233ZM236 28V29H235ZM226 29L227 30H229V33L230 32H233L234 31V33L233 34H229L228 35V31H226ZM233 29V30H232ZM230 30H232V31H230ZM254 30H255V33L257 34H255L254 33ZM244 32V33H242V32ZM227 32V33H226ZM237 34H236V33ZM241 32V33H240ZM258 32H259V34H258ZM227 35H226V34ZM240 34V35H239ZM242 34L244 35V36H242ZM226 35V36H225ZM231 35V36H230ZM248 37L247 39H251V38H253V39H257V40H259V38H260V36H261V38H260V40L259 41H254L253 42V40H250V42H249V40H246V37ZM204 37V38H203ZM239 37H242V38H239ZM228 38H231L232 39V43L231 44H234V42H235V44L237 45V46H235V44H234V46H231V45H229L228 44ZM201 41H202V45L203 44H205V45H207V46H210L211 44H210V40H208V37H206V35L205 34H203L202 36H201ZM205 39H207V40H205ZM224 39H226V41L224 40ZM233 39H234V42H233ZM237 39V40H236ZM244 41H243V40ZM221 40H222V42H221ZM241 41V42H239V41ZM228 41V42H227ZM238 41V42H237ZM247 41V42H246ZM209 42V43H208ZM251 44V46H249L248 48L246 47V50H245V48L243 49L242 47H243V44L245 45V46H247V45H249V43ZM219 43L220 44H224V46H225V49H226V51H224V54L222 53V55H221V51L223 50V48H224V46L223 45H219ZM242 43V44H241ZM248 43V44H247ZM241 44V45H240ZM247 44V45H246ZM261 44V45H260ZM216 45V46H215ZM218 45V46H217ZM253 45V46H252ZM260 45V46H259ZM219 46H223V48L222 47H219ZM242 46V47H241ZM206 47V46H205ZM216 47H218L221 51L220 52H217V50H219L218 48H216ZM229 47V48H228ZM233 47V48H232ZM261 47V48H260ZM230 48H232V49H230ZM256 48V49H255ZM260 48V49H259ZM224 49V50H225ZM250 49V50H249ZM229 50H231V52L229 51ZM241 50V52H239ZM243 50H245V51H243ZM259 50V51H258ZM260 50H263L262 52H260ZM256 51H257V53L259 52V53H262V55L261 54H258L259 56H257V54L256 55H254L255 53H256ZM229 52V53H228ZM244 52L246 53V54H244ZM218 53V54H217ZM227 53L228 54H230V53H232V55L230 54V55H228L227 56ZM248 53V54H247ZM248 55L250 56L247 60H246V58L248 57ZM219 56V57H218ZM227 56V58H225ZM257 56V58H255ZM218 57V58H217ZM223 57V58H222ZM251 57H252V59H251ZM230 58H232L231 60H230ZM262 60H261V59ZM220 59H222V60H220ZM219 60L221 61L220 63H219ZM224 60V61H223ZM250 60V61H249ZM258 60V61H257ZM263 62V64L261 63V61ZM223 61V62H222ZM232 61V62H231ZM244 61V62H243ZM253 63H252V62ZM245 62H246V64H245ZM248 62H249V64H248ZM260 62V63H259ZM223 63V64H222ZM228 63V64H227ZM222 64V66H220V65ZM225 64L227 65L226 67H225ZM261 64V65H260ZM88 65V64H87ZM215 65V66H214ZM218 65V66H217ZM229 65V66H228ZM253 65V66H252ZM26 66V65H25ZM24 66V67H25ZM29 66V67H28ZM35 65L33 64V63H31L30 64V62H29V64H28V62H27V67H25V69L24 70H28V71H32V72H34L33 71V69L35 68L34 67ZM32 67H34L33 69H32ZM215 67H219V68H215ZM223 67H225V68H227V70H222V68ZM260 67V68H259ZM225 68H223V69H225ZM245 68H247L246 69V71H244L243 69H245ZM32 69V70H31ZM88 73H86V77L84 78V80H83V82H84V84H85V88L87 89H89L90 88V90L92 89V87H93V82L94 81H98V82H100L101 83V87L104 89V92L110 97V98H113V99H115V98H117V99H125V96H124V94L119 90V88H118V86L117 85H115L114 83H111V82H109V81H107L105 78H103V76L100 74V72H98V71H95L94 69H91L89 66H88ZM27 70H26V73L24 72V77H28L29 75H25V74H31L32 72H28L27 73ZM76 70H78V71H81L82 70V66H77L76 67ZM230 71V73H229V76H233V77H231V82H230V80L228 79V78H230L229 76H228V72ZM223 71V72H222ZM228 71V72H227ZM55 71L53 70V73H54ZM262 75L261 77L263 78V80H257L258 78L260 79L261 77H260V75H258L259 73ZM263 72V73H262ZM223 73H227L226 75H220V74H223ZM231 73H232V75H231ZM39 74V75H38ZM37 75H35L36 76V78L34 79V84H33V86L35 87V88H37V89H41V88H43V86L45 87V86H47V87H49V88H52V87H54V86H56V85H58V84H60L62 87H63V89H65L66 91H70L71 92V88H70V80H66V79H64V78H62L58 73V75L56 74V73H54V75L53 76H51V77H49V76H46V75H44V74H41V73H38ZM90 75V76H89ZM251 75V76H250ZM221 76H222V78H221ZM259 76V77H258ZM225 77V78H224ZM226 77H228L227 78V80H226ZM252 77V78H251ZM236 78V80L234 81V79ZM261 78V79H262ZM206 79V82H205V86L207 85V91H208V84H206V83H208V80H207V78H205ZM225 79V80H224ZM233 79V80H232ZM239 79V80H238ZM240 79H241V81H240ZM243 80V81H242ZM254 82H253V81ZM255 80H257V81H255ZM36 81V82H35ZM222 81H223V83H222ZM225 81V82H224ZM229 83H228V82ZM238 81H239V83H238ZM259 81V82H258ZM262 81V82H261ZM221 82V83H220ZM235 84H234V83ZM241 82V83H240ZM249 82V83H248ZM225 83V84H224ZM237 83H238V85H237ZM253 83V84H252ZM38 84V85H37ZM224 84V86H222ZM227 84V85H226ZM228 84H230V86H231V88H230V86L229 87H227L228 86ZM233 84V85H232ZM244 84V86H243V88L241 87L242 85ZM248 84V85H247ZM255 84V85H254ZM38 86V87H37ZM235 86V90H236V88H237V92L235 93V95L237 94V96H235L233 93H234V91H232L233 89V87ZM247 88H246V87ZM2 87V88H1ZM194 89H193V88ZM223 87H225V88H223ZM251 87V88H250ZM261 87V88H260ZM4 88V86H0V90L1 89H3ZM193 90H192V89ZM223 88V89H222ZM231 89V91H232V94L229 92L230 90L229 89ZM241 88V89H240ZM239 89V90H238ZM247 89L249 90V91H247ZM251 89V90H250ZM259 89H261V90H259ZM263 89V90H262ZM241 90V91H240ZM255 90V91H254ZM243 91H245V93L243 92ZM247 91V92H246ZM250 92V93H249ZM262 92V93H261ZM217 93V94H216ZM229 93L231 94V95H229ZM243 93L245 94V95H243ZM251 93H253V94H251ZM261 93V94H260ZM196 94H197V96H196ZM216 95V96H215ZM235 96V97H233V96ZM256 95H258V96H256ZM229 96V97H228ZM232 96V97H231ZM240 96V97H239ZM247 96V97H246ZM254 96V97H253ZM193 97V98H192ZM244 97H246L247 99L249 98V102H250V107H248V101H247V99H246V101H244ZM258 97V98H257ZM215 98V99H214ZM223 98V99H222ZM235 98V99H234ZM242 98V99H241ZM218 99V98H217ZM224 99H226V100H224ZM237 99H240V100H243V102L242 101H239V100H237ZM222 100H223V102H224V104H223V102H222ZM228 100H230V102L228 101ZM232 100H235L236 101V104H233V103H235V102H231ZM252 100V101H251ZM201 101V102H200ZM216 103H215V102ZM226 101L227 102H229V103H232L231 105H229V103H226ZM222 102V103H221ZM240 102H242L243 104H244V106L241 104H239ZM244 102H248L247 103V106H246V104L244 103ZM253 102V104L251 105V103ZM255 102V103H254ZM195 103V104H194ZM200 103V104H199ZM26 104V105H25ZM227 106H226V105ZM220 105V106H219ZM222 105V106H221ZM236 105V106H235ZM262 105V106H261ZM197 106H198V109H197ZM229 106V107H228ZM239 107L237 110H238V113L239 112H241V111H243V113L241 114H239V116H238V113H235V115H233L232 116V112H230V111H233V114H234V112H236L237 110H236V108L234 109H232V107ZM200 107V108H199ZM219 107L221 108V109H223L222 107H224V109H225V107H228V108H230V109H228V108H226V110H228V112H226L225 113V111H224V109H223V111L221 112L220 111V109H219ZM245 107V108H244ZM261 107V108H260ZM203 108V109H202ZM199 109H201V110H199ZM232 109V110H231ZM247 111H246V110ZM202 110L204 111L203 113H200V112H198V111H201L202 112ZM35 111H36V106H35V103L33 102V100L30 98L28 101H26V103H25V101H24V114L25 115H27L26 116V119H29V120H35V122H36V125L38 126L39 125V122H40V120H39V118L36 116V114H35ZM245 111V112H244ZM6 112H8V113H6V114H4V117H3V115H1L2 117V119L3 118H5V120H8V115L7 114H10V112L8 111V109H7V111ZM225 113V115L227 116H225L224 115V113ZM251 112V114H249ZM254 112V113H253ZM256 112V113H255ZM12 113V112H11ZM175 113L176 112H174V114L173 113H171V117H174V118H176L177 117V114L175 115ZM223 113V114H222ZM201 114H202V116H201ZM231 114V119L229 120V118H230V115ZM253 114V115H252ZM5 115H7V116H5ZM176 117H175V116ZM220 115H222V116H224V118H221L220 117ZM245 115V116H244ZM249 115V116H248ZM256 115V116H255ZM205 117V119L203 120V118ZM221 118H219V117ZM234 116H236V117H234ZM238 116V117H237ZM242 116V117H241ZM244 116V117H243ZM88 117V116H87ZM225 117L227 118L226 120H224L225 119ZM90 117H88V119H89ZM173 118V119H174ZM196 118V119H197ZM211 122V123H215L214 125H212V124H210V122H206V120L207 119ZM232 118H233V120H232ZM236 119V121L238 120V118H240V120H238L237 121V123H236V121H235V119ZM84 120H83V122L80 124L81 126H82V128L83 129H85V130H88V132L89 131H95L96 133H97V131H96V129L94 128L95 126H92V125H94V122H93V120H92V118H90L89 120L86 118V114H84V118H83ZM87 119V120H86ZM196 119H192L191 118V120H190V118H189V120L186 122L187 123V125L189 126V124H190V126L191 125H193V123L194 124H196ZM222 120V121H220V120ZM246 121H245V120ZM86 120V121H85ZM194 120V121H193ZM215 120V121H214ZM228 120V121H227ZM243 122H242V121ZM90 121L92 122V123H90ZM219 121H220V123H219ZM224 121H225V123H224ZM240 121V122H239ZM241 123V124H239V123ZM86 123V124H85ZM89 123V124H88ZM216 123H217V126H216ZM226 123H228V126L226 125ZM230 123H233V124H235V125H237L238 127H243L244 125L243 124H245V126H244V128H246V129H242V130H240V132H245V133H243V135L241 134L240 135V132H238L237 130H239V128L236 126V127H234V125L233 124H230ZM174 124H176V122H173V125ZM209 125L213 128V127H215L216 126V130H215V128H213V129H209V128H211V127H209ZM231 127H230V126ZM249 125V126H248ZM85 126V127H84ZM175 126V125H174ZM187 126V127H188ZM223 126L225 127L224 129H223ZM233 126V127H232ZM209 127V128H208ZM226 127H227V130L229 129V131H230V133L228 134V131L227 130H225L226 129ZM230 127V128H229ZM232 128V129H231ZM235 128V129H234ZM236 128H238L237 130H236ZM240 128V129H241ZM223 129V130H222ZM231 129V130H230ZM234 129V130H233ZM213 132H211V131ZM217 130H222V131H217ZM224 130H225V132L227 131V133H224ZM233 130V132H231ZM217 131V133H216V135H215V132ZM221 132H223L224 133V135H223V133L221 134ZM219 133L224 137L225 136V138L227 139V141L228 142H224V141H226V139L225 138H223L222 136H218L219 135ZM231 133L233 134V136H234V134H237V136L239 135V136H242V137H232L231 136ZM239 133V134H238ZM225 134H227V136L225 135ZM244 134H245V136H244ZM99 135V134H98ZM154 135H156L158 138H161V137H163V136H160V135H157L156 133H153V139H157L156 137H154ZM189 135H190V137H191V140L189 139ZM229 135V136H228ZM230 136H231V140H230ZM200 137H201V139H200ZM219 137V138H218ZM245 137V138H244ZM170 138H172V140L174 141V143H177V141H178V138H176V137H170ZM233 138H234V140H233ZM235 138H239V139H235ZM176 140V142H175V140ZM189 139V140H188ZM193 139H194V141H195V144H194V141H193ZM198 139V140H197ZM219 139H220V141H221V139H222V142L223 143H221L220 141H219ZM229 139V140H228ZM241 139V140H240ZM171 140V143L169 142V151L171 150V148H172V150L174 151L175 150V148L177 147L176 145L177 144H175L174 145V143H173V141ZM202 140V141H201ZM233 140V141H232ZM197 141V142H196ZM229 141H231V143H229ZM236 141V143L234 144V142ZM246 141V142H245ZM216 142H218V144L216 143ZM223 144L224 146L225 145H228V146H225L227 149H224V152H222L223 150V148H225L223 145H221V144ZM225 143V144H224ZM229 143V144H228ZM171 144H172V146H174L175 148H173L172 146H171ZM220 144V145H219ZM233 146V144H234V146L232 147L231 145ZM2 145H4V147H8V146H12V141L11 140H5V142H3L2 143ZM193 145H195V146H193ZM193 146V147H192ZM200 146V145H199ZM82 147V148H81ZM231 148V150H229V152L231 153H229L227 150L229 149V148ZM88 148V147H87ZM199 148V147H198ZM221 148V149H220ZM81 149V150H80ZM84 149V148H83ZM89 149V148H88ZM51 150H52V148H51ZM69 150H71V152L70 153H72V152H74L75 151V153H73V156H72V154H71V157L70 156H68V155H70V153L68 152ZM53 151V150H52ZM94 151H95V153L96 154H94ZM176 151V150H175ZM197 151V150H196ZM200 150H198L197 152H195V153H193V155H196V153H198ZM228 153H227V152ZM235 152V153H234ZM55 153V154H54ZM226 153V154H225ZM157 154V155H158ZM88 155V156H87ZM224 155V156H223ZM226 155H229V156H227L226 157ZM231 155V156H230ZM235 155V156H234ZM94 156H96L95 158H97V160L96 161H91L92 159L93 160H95V158H94ZM233 156V158H231ZM73 157V158H72ZM80 157V158H79ZM167 157H169V156H167ZM212 157H213V161H212ZM223 157V158H222ZM228 157H230L229 159H228ZM74 158H75V160H74ZM85 158V159H84ZM91 158V159H90ZM191 158V159H190ZM211 160H210V159ZM215 158V159H214ZM205 159L207 160L206 162H208V159H209V163H210V166H209V164L208 163H205ZM228 159V160H227ZM236 159H238V160H236ZM68 160H69V162H68ZM79 160V162H81V163H77V161ZM87 160H88V162L89 163H87ZM201 160H203V161H201ZM240 160V161H239ZM97 161H98V164H99V167L97 166L98 164H96L97 163ZM103 163V164H101V162ZM193 161V162H192ZM87 164H89V165H91L92 166V168H91V170L93 169V168H96L97 167V169H100V170H102V171H100V170H95L94 171V169L92 170V171H94V172H91V170H90V172H91V175L88 173V171L89 170H87V172L85 171L86 169H89L88 168V165L87 166H85L86 165V163ZM93 162H95V164H93ZM191 162V163H190ZM211 162H213V163H211ZM215 162V163H214ZM218 162H220V164L218 163ZM76 163H77V165H79V166H77L76 165ZM83 163V165L85 166V167H87V168H85L84 170H83V165H81ZM176 163V164H175ZM218 163V164H217ZM212 164L215 166V164H216V168L215 167H213L212 166ZM70 165V166H69ZM81 165V166H80ZM100 165H102V166H100ZM175 165H176V167H177V169H176V167H175ZM178 165V166H177ZM194 165H201V168H200V166H197V167H195ZM209 167H207V166ZM218 165V166H217ZM240 165V164H239ZM48 166V165H47ZM68 166V168L70 169H72L73 171H71V169H70V171H69V169L68 168H66ZM96 166V167H95ZM157 166V165H156ZM206 168H205V167ZM245 166V167H244ZM37 167H39V166H37ZM42 167V166H41ZM40 167V168H41ZM49 166L48 167H46V168H50ZM78 167H81L80 169L78 168ZM101 167L103 168V169H101ZM217 167H220V168H217ZM234 167V168H235ZM50 168V169H51ZM60 168V170H58ZM78 168V169H77ZM180 168V167H179ZM197 168V169H196ZM201 170H200V169ZM209 169L210 171L211 170H214V171H211L212 172V174H213V172H215L214 173V176L213 175H210V176H213L214 177V180L212 181L211 179H213V177L211 178V177H209V176H206L207 177V179L209 180V178H211L210 180L214 183L215 182V180L217 179V181L216 182H222L221 183V185H217V183L215 182L214 184H216L217 186H221L222 187V189H220L221 187H219V189L220 190H222L221 191V196H224L225 194V197H219V195L217 196L216 194H218L217 193V191H216V193H213V191H215V190H213V188L211 187L212 185H213V183L210 181V183H208L209 181H207L206 179H203L200 175H202L203 176V170L204 169ZM210 168H212V169H210ZM49 169V170H50ZM66 169H68V172H67V170ZM107 169V170H106ZM116 169V170H115ZM173 169H176L177 171H178V173L177 174H175L174 172H177L176 170H174V172H172L171 170H173ZM194 169H196L197 170V173H194L193 172V170ZM215 169L217 170V171H215ZM219 169H220V172H219ZM241 169H245V170H241ZM40 171L39 170V168H37L36 169V171ZM64 170L66 171V172H64ZM77 170V171H76ZM160 170H162V171H160ZM36 171H35V173H36ZM42 171H43V173H42ZM46 171V170H45ZM44 169H43V167H42V170L40 171V173L41 174H38V173H36V174H38V175H36L39 179H42V178H46L45 176H44ZM51 171V170H50ZM51 171V172H52ZM61 171V172H60ZM63 171V172H62ZM82 173H81V172ZM97 171L98 172H102V174H103V172H104V175L105 176H103V175H101V173H97ZM105 171H108V172H106L105 173ZM190 172V174H191V176H188L189 174V172ZM191 171H192V173H191ZM202 172V174H201V172ZM236 171V170H235ZM55 172H57V175L58 174H60V177H63V179H60V177H58L57 175H55ZM60 172V173H59ZM71 172H73V175H71V176H74L75 174H77V175H75L76 176V178H77V180H73L72 178H74V177H70V173ZM74 172H75V174H74ZM77 172V173H76ZM114 172V173H113ZM151 172V171H150ZM171 172H172V174H171ZM188 172V173H187ZM199 172V173H198ZM216 172H219V174L217 173V175H216ZM243 172V173H242ZM65 173V174H64ZM82 175H81V174ZM87 175V176H85V174ZM94 173H96V174H98V175H100V176H98V175H96V176H93V174ZM113 175H112V174ZM187 173V174H186ZM225 173V172H224ZM83 174H84V176H83ZM109 174H110V176H109ZM135 174V175H134ZM152 174V173H151ZM177 177L178 175L180 176V177H182L183 178V180L185 181V179L187 178V180L185 181L186 182V185H185V183H184V181L183 180H181L180 179V177H174V175ZM200 174V175H199ZM211 174V173H210ZM41 175V176H40ZM43 175V176H42ZM78 175H80V176H83V177H81V178H83L84 180H89L90 178L89 177H91V182L90 181H88L89 182V184H88V182H84V180H80V179H78L79 177H77ZM95 175V174H94ZM111 175L113 176L112 178H109V177H111ZM116 175V176H115ZM117 175L119 176L117 179L119 180V182H124L125 184H121V185H119L118 184V180L115 178V179H113L114 177H117ZM140 175V174H139ZM187 175V176H186ZM222 176V177H220V176ZM263 176L262 178L260 177V176ZM109 176V177H108ZM185 178H184V177ZM247 176V177H246ZM48 176H47V178H46V184H47V180H50V178H49ZM87 177V178H86ZM99 177H101L100 179H98ZM109 178V181H108V179H105V178ZM122 177H123V175H122ZM147 177V176H146ZM189 177H190V180H189ZM194 177V178H193ZM196 177H198V178H196ZM209 177V178H208ZM250 177V178H249ZM58 178V179H57ZM66 178L68 179L67 181V183H65L66 182ZM86 178V179H85ZM89 178V179H88ZM174 178V179H173ZM175 178L177 179L176 181H175ZM179 178V179H178ZM193 178V179H192ZM202 178V179H201ZM204 178H205V175H204ZM235 180H237L238 178H237V176H235ZM241 178V177H240ZM243 178H241V179H243ZM252 178H253V180L255 181H253L252 180ZM261 178V179H260ZM116 182H114L113 180ZM126 179V180H125ZM145 179V178H144ZM169 179V180H168ZM196 179H197V181H196ZM219 179H220V181H219ZM240 179V180H241ZM245 179H243L244 181H245ZM61 180V181H60ZM63 180V181H62ZM69 180H70V183H69ZM71 180H73V181H75V182H73L72 181V183H71ZM86 180V181H87ZM97 180H98V182H97ZM100 180V181H99ZM168 180V181H167ZM180 181V184L179 183H177V182H179ZM191 180H193V181H195L196 182V184H192L190 181ZM203 180V181H202ZM205 180V181H204ZM239 180V179H238ZM43 181H45V180H43ZM61 182V184H60V182ZM76 181H77V183H79V184H77L76 183ZM102 181V182H101ZM107 181L111 184H109L108 186L106 185V184H108L107 183ZM148 181V180H147ZM171 181V182H170ZM202 181V182H201ZM207 181V182H206ZM255 183H253V182ZM262 181V182H261ZM49 182V185H50V181H48ZM55 182H57V185L56 186H54L56 183ZM85 183L86 185L85 186H83L84 187V192L83 193H85L84 194V196L82 195L81 197L82 198H84V199H87L88 197H87V193H86V190L88 191V195H89V193L95 198V196L92 194V193H94V192H96L97 193V191H98V187L96 188V186H100V185H103V183L107 186V187H109V188H107L105 185V188H104V190L107 192V189L109 190V189H111V188H113V186H112V184L115 186V185H117L118 186V188H117V186L116 187H114L115 188V194H117V192H118V194H121L122 196H123V198H122V200L123 201H125V202H127V201H129L127 204L128 205H131V203H134V204H132L131 206H133V207H135L136 205V207H135V209L137 210L138 208H139V210H137V211H139V212H141V210H143L141 213H139L138 214V212H134V211H136V210H134V208L133 209H131L130 208V206H128L127 208H123V209H121V207L119 208V212L117 211V210H115V209H117L118 207H119V201L117 202L116 201V203H114V204H112V203H110V205H109V203H108V201H111V198L110 199H108L107 200V202H105L104 201V198L103 197H105V200H106V194L108 195V196H113V194L111 195V193H110V190L107 192V193H105V195L104 194H100L101 196V198L99 199V198H97V199H92V201L94 202V201H98L99 202V204L97 205V203L95 204L96 205V207L97 206H99L100 208H101V206H100V204L101 203H103V204H105L110 210H104V209H102V208H106V206L105 205H103V207L100 209L99 208V210H102V212L104 213V212H106V215L108 214L109 216H110V214H109V212H111V214H112V216H111V218H114V217H116L117 216V213H119V217L118 218H122V220L123 219H126L129 223L130 222H132V224L130 225L129 223H127V221H125V227L124 226H120L119 225V227H117V225L115 226V225H113V226H108V227H106V228H108L109 229V227H110V229L112 228L113 230H114V228L115 229H117L118 228V232H115V231H117V230H112L113 232V235L114 236H116L118 233H120V236H118V238H117V236L116 237H112V235H110V234H112V233H108L106 230V228L104 227H102L103 225H105V224H97V227L99 228L100 227V229H103L104 231H106L107 233L105 234V233H103V236H104V234H105V237L101 240V238H102V236H100L101 238H100V240H99V237L98 238H96V237H94L95 235H93V234H91L90 232H92V230L91 229H89L88 231H89V233H88V231H87V226H86V224L88 225V223L87 222H90V227H92V224H94L95 225V223H96V221L95 220H91V218L90 217H92L93 215L91 214V215H89L90 217V219H89V221H87L86 223L85 222H83V221H86V219L88 218V209H87V207L86 206H84V209L83 210H85V208H86V216L84 217V216H81V217H84L85 218V220L83 219V218H81V220H79L78 222H80V223H77V222H75L74 221V217L73 218H69L70 217V213L68 212L69 210H68V208H69V205H66V204H69V200L70 201H75L76 203V205L77 204H79V198H78V196H79V194L78 193H76V192H78L77 191V188H78V185H81V183ZM93 182V183H92ZM97 182V184H95ZM99 182H101L102 184H98ZM114 182V183H113ZM121 182V183H122ZM127 182V183H126ZM202 184H201V183ZM245 182V183H246ZM250 182H252L254 185H257V189L258 190H260V191H258V192H260L261 193V195H259V198H257L258 197V192H255V195H253L254 194V191H257L255 188H252V185L250 184ZM261 182V183H260ZM60 185H59V184ZM74 183H75V185L77 186H74ZM206 183H208L209 184V186H210V188H209V190H207V188L209 187L208 186V184H206ZM68 184V185H67ZM87 184H88V186H87ZM95 184V185H94ZM143 184V185H142ZM176 184H179V186L177 185L176 186ZM201 186H200V185ZM205 184V185H204ZM211 184V185H210ZM235 184V185H234ZM65 185L67 186V189H65L66 187H65ZM70 185V186H69ZM71 185L72 186H74L75 188H72L71 189ZM124 185L126 186H128V188L125 190V188L127 187H124ZM135 185H137V186H135ZM140 185H142V187L140 186ZM194 185V186H193ZM196 185H197V187H196ZM243 185V187L245 186V184L243 183L242 184ZM58 186H60V187H58ZM91 186H93V188L91 187ZM112 186V187H111ZM148 186V187H147ZM165 186L166 187H170V188H166L165 190H164V188H165ZM189 186H191V187H189ZM203 186H205V187H203ZM234 186V187H236V189L235 188H232V187ZM247 186V185H246ZM70 187V188H69ZM87 187H89V188H87ZM94 187H95V189H94ZM136 187V188H135ZM145 187V188H144ZM177 187H179L178 189H177ZM200 187V188H199ZM228 187V188H227ZM242 187V186H241ZM242 187V188H243ZM255 187V186H254ZM68 188L70 189V190H68ZM80 188V187H79ZM107 188V189H106ZM114 188L111 190V192H114ZM120 188V189H119ZM131 188H133V189H131L132 191H130V189ZM139 188H141V189H139ZM148 188V189H147ZM204 188V189H203ZM54 189H52V191L54 190ZM92 189V190H91ZM94 189V190H93ZM116 189H117V191H116ZM135 189V190H134ZM138 189V190H137ZM144 191H143V190ZM206 189V190H205ZM210 189H212V190H210ZM229 189L231 190V192L229 191ZM240 191H239V190ZM255 189V190H254ZM120 190V191H119ZM124 190V191H123ZM127 190H129V192L127 191ZM176 190H178V191H176ZM225 190V191H224ZM241 190H242V192H241ZM252 191V195H251V191ZM262 190V191H261ZM51 191V192H52ZM54 191H56V190H54ZM52 192V195L53 194H56L57 193V191H56V193L55 192ZM70 191H72V192H70ZM75 191V192H74ZM94 191V192H93ZM105 191H103V192H105ZM122 191V192H121ZM126 191V192H125ZM136 192V193H134V192ZM142 191V192H141ZM145 191H147V192H145ZM186 191V192H185ZM209 192V194L210 193H212L213 194V196L214 197H211L212 195L210 194H208V192ZM247 191H249V195H248V192ZM63 194H62V193ZM75 193V194H69V193ZM92 192V193H91ZM102 192V193H103ZM121 192V193H120ZM125 192V194H122V193H124ZM129 193V195H130V193L132 194V195H130L129 197L130 198H128V199H126V197L125 196H127L128 197V193ZM141 192V193H140ZM200 192H202V193H200V194H202V195H199V193ZM225 192V193H224ZM227 192V193H226ZM232 192H235L236 194H237V196H238V199H234V197H235V193L234 194H232ZM57 193V194H58ZM110 193V194H109ZM149 193V194H148ZM175 193H177V194H175ZM197 193V194H196ZM224 193V194H223ZM231 193V194H230ZM241 193H243V195L241 194ZM247 193V195H248V197L246 196V195H244V194H246ZM256 193H258V194H256ZM62 194V195H61ZM67 194H69V195H67ZM114 194V195H115ZM133 194H135V195H137V197H135V195H133ZM140 194L142 195L141 197H142V199L145 201L146 200V202H147V205L145 204V202L143 201V200H141L140 198ZM229 194V195H228ZM91 195H89V198H92V196ZM143 195L146 197V195H150L149 197H146V199L143 197ZM186 195V196H187ZM209 195V196H208ZM233 196L232 198H231V196ZM240 195H242V196H240ZM74 196H76V200H75V198H74ZM131 196H133L132 198H131ZM185 196V197H186ZM207 196H208V198H207ZM228 196V197H227ZM229 196H230V198H229ZM236 196V197H237ZM243 196H246V197H243ZM261 196V197H260ZM55 197H57L58 199L56 200L55 199ZM135 197V198H134ZM217 197H219L220 199H216ZM250 197H251V199H250ZM255 197H256V199H255ZM73 198V199H72ZM113 198V197H112ZM139 198V199H138ZM148 198H149V200H148ZM158 198V197H157ZM195 198H197V199H195ZM206 198V199H205ZM210 198H213V200L211 199V201H210ZM222 198H224L226 201H224V199L223 200H221ZM228 198V199H227ZM245 198V199H244ZM262 200H261V199ZM66 199H69V200H66ZM103 199V200H102ZM132 199V200H131ZM135 199V200H134ZM136 199H138V200H136ZM151 199H152V201H151ZM160 199V198H159ZM180 199L182 200L181 201V203H180ZM200 199H198V200H200ZM234 199V200H233ZM241 199H243L244 201H246V202H248V203H246L245 202V204H244V202L241 200ZM257 200V201H255V200ZM259 199H260V201H259ZM101 200V201H100ZM141 200V201H140ZM148 200V201H147ZM215 200H218L217 202L215 201ZM221 200V201H220ZM229 200H231L230 202H231V204L232 203H234V205L232 204V206L230 207V202H229ZM236 200H237V202L239 201V203H242L241 205V207L239 208V206L238 205H240L239 203H235L236 202ZM252 200V201H251ZM102 201H104V202H102ZM131 201V202H130ZM133 201V202H132ZM144 203H143V202ZM161 201V200H160ZM183 201H184V206H183ZM212 201H214L213 202V204H215L214 206H212L213 204H211L212 203ZM233 201V202H232ZM59 202H57L58 204H60ZM68 202V203H67ZM136 202V203H135ZM141 202V203H140ZM209 202H211V203H209ZM221 202V204L219 205V203ZM222 202H226V204H227V207L226 208H224L225 206H226V204L225 203H222ZM254 202L256 203V205L254 204ZM262 202H263V204H262ZM108 203V204H107ZM138 203V204H137ZM149 203H151V205H149ZM182 204V205H180V204ZM207 203V204H206ZM216 203L218 204V206L217 207H215L216 206ZM251 203H253L252 205H251ZM260 203V204H259ZM92 204H94V203H92ZM139 204H144L143 205V207L141 206V205H139ZM195 204H192V205H195ZM204 204V205H203ZM211 204V206L214 208L215 207V210L212 208V207H208L207 205H210ZM224 204H225V206H224ZM236 204H237V206H236ZM62 205H64L63 207H65L64 209H66L65 211H66V213H64L65 211H64V209L63 210H61L63 207H62ZM114 205H115V207H114ZM116 205H117V208H116ZM135 205V206H134ZM205 205L207 206V207H205ZM224 207H223V206ZM244 205V206H243ZM248 205V206H247ZM251 205V206H250ZM94 206V205H93ZM93 206H91V207H93ZM146 207V209L147 208H149V209H147V213H146V216H145V214H142L143 212H145V209H143V208H145ZM182 206V207H181ZM219 206H221V207H219ZM228 206L230 207V209H232V207H233V209H232V211L233 212H235L234 210L236 209V210H238V208H239V210L238 211H244V213H242L241 214V216H240V214H238L237 213V211L235 212V214H237V215H235L230 209V211L228 210ZM253 207V210H252V208H250V207ZM256 206V207H255ZM32 207V206H31ZM43 207V208H44ZM114 207V208H113ZM157 207H159L160 209H157ZM204 207H205V209H204ZM224 208V210L225 209H227L226 210V212H224V214H221V213H223V211L224 210H222V209H219V208ZM237 207V208H236ZM242 207H247V209L245 210L244 208H242ZM255 207V208H254ZM259 207L261 208V209H259ZM33 208V207H32ZM44 208V209H45ZM59 208V207H58ZM129 208V209H128ZM152 208H154V209H152ZM212 208V209H211ZM235 208V209H234ZM92 209H94V207L92 208ZM98 209V208H97ZM127 211H126V210ZM151 209L153 210L152 212H151ZM158 211H157V210ZM181 209H183V210H181ZM219 209V210H218ZM244 209V210H243ZM249 209V210H248ZM257 209H258V211H257ZM60 210H61V212H63L62 214V216H61V213H60V215H59V212H60ZM83 210H82V212H83ZM104 210V211H103ZM132 210H134V211H132ZM163 210H165V212L163 211ZM210 210V211H209ZM212 210H214L213 211V214H214V212H215V214H216V216H215V214L213 215L212 214ZM218 210V211H217ZM262 210V211H261ZM84 211V212H85ZM129 211V212H128ZM150 211V213H152V214H150V213H148ZM162 212V214L164 213L165 215H162L161 214V212ZM171 211V212H170ZM173 211V212H172ZM183 212V213H180V212ZM220 211V212H219ZM251 213H253L252 211H254V212H257V213H259V219H260V222H261V224H258L259 225V227H260V233H261V235H263V237L260 235L259 236V238L258 237H256L257 235L256 234H254V233H252L251 234V232L249 231H247V230H245L244 229V227H245V225L242 227V225L244 224V223H246V221L244 220L245 219V217H246V215H245V212H246V214H249L250 212ZM69 214H68V213ZM84 212H83V214H81V215H84ZM91 212V211H90ZM108 212V213H107ZM117 212V213H116ZM122 214H121V213ZM126 212H128L129 214H131L130 215V217H129V220H128V213L126 214ZM134 213V215H138L139 217H141V218H143V220L141 219V220H137V217H135L134 218V216L132 217V213ZM170 212V213H169ZM188 212V213H187ZM191 212V213H190ZM210 212H211V214H210ZM229 212H231L232 213V215L231 216H233V214L235 215L234 217H235V220H233L234 219V217H229V218H231L230 219V221H228V219H227V221L225 222L226 223V228H230V231L229 230H227L226 228L225 229H221L220 228V230L219 231H221L222 233H223V235H224V233H225V235H227V237H229V240H228V238L227 239H224V237H222V233L220 232V235H219V232H215V230H217V229H212L211 230V228H215V227H217L216 225H218L219 227H221L222 226V224L223 223H221V224H219V222H217V219L216 218H219V220H220V218L222 217V216H224L225 215V217H227L226 215L229 213ZM248 212V213H247ZM55 213H57V215L55 214ZM100 213H101V211H100ZM100 213H99V216L100 217H102L101 215H100ZM127 215H125V214ZM136 213V214H135ZM159 213L162 215V216H165L166 218H164V217H162V216H160L159 215ZM169 213V214H168ZM193 213V215H191ZM64 214H66V216L64 215ZM90 214V213H89ZM124 214V215H123ZM147 214H149L148 216H147ZM156 214L158 215V217L156 216ZM171 214V215H170ZM180 216H179V215ZM183 214V215H182ZM187 214H190V215H188L187 217H186V215ZM198 214H200V212L198 213ZM58 215L60 216V218L62 217V218H64L62 221H67V222H63L64 224H62V221H61V219H59V217H58ZM105 215V214H104ZM107 215V216H108ZM120 215H122V216H120ZM142 215V216H141ZM175 215H176V217H178V219L179 220H175L176 219V217H175ZM184 215H185V218H187V219H185L184 218ZM203 215H206V216H204V217H206L205 218V220H204V218H203ZM207 215L209 216V217H207ZM211 215H213L214 217H215V219L213 218V216L211 217V224H213L214 223V225L215 226H213V225H211V228L210 227H206V226H210V224L208 225V224H206V223H210V221L209 220H207V219H210V216ZM230 215V214H229ZM66 217V219H68V220H66L65 219V217ZM67 216H69V217H67ZM73 216V215H72ZM108 216V217H109ZM123 216H124V218H123ZM143 216H145V217H143ZM162 217V219L160 218V217ZM170 216V217H169ZM172 216H174V217H172ZM191 216V217H190ZM196 216V217H195ZM238 216V217H237ZM58 217V218H57ZM87 217V218H86ZM94 217V216H93ZM127 217V218H126ZM132 217V218H131ZM154 217H156V219L154 218ZM182 217L184 218V221H182L183 219H182ZM241 217V218H240ZM263 217V218H262ZM1 218L3 219V221H1ZM7 218V219H6ZM117 218V217H116ZM148 220H147V219ZM159 218V219H158ZM164 218V219H163ZM201 218H203L202 220L203 221H206V222H203V225H205V226H200L199 227V224L197 225V228L199 229L200 228V231H202V227H203V231H202V236H203V232H205V230L204 229H207V231L209 232H211V231H213L214 233H215V236H216V238H215V236H214V238H213V232H211V234L212 235H210L208 232H207V234L206 235H208V237H209V240L207 241V240H205V241H207L208 243L209 242H211L212 243V241L214 242V240H215V242L213 243V245L211 244L210 245V247L208 248V251H209V254L207 255V254H205V251L206 250H204V249H206V248H204V239L205 238H208V237H206L205 236V234H204V236L202 237L201 236V232L199 231H197V233L199 234V238H200V236L202 237V239L203 240H201V238L199 239V238H197V235L198 234H193L194 233V229H196V223H198V221L201 219ZM223 218V217H222ZM221 218V219H222ZM237 218H239V220L237 219ZM242 218H243V220H242ZM32 219V220H31ZM72 219V220H71ZM83 219V220H82ZM134 219V220H133ZM144 219H146V220H144ZM161 219V220H160ZM166 219V220H165ZM189 219V220H188ZM263 219V220H262ZM42 220V219H41ZM58 220H60V221H58ZM70 220V221H69ZM155 220H157V221H160V224L156 221L155 222ZM185 220H186V222H185ZM195 220V221H194ZM202 220H201V224H202ZM242 220V221H241ZM12 221L13 223H15V224H13L12 222V224H11V227H10V222ZM74 222L76 225H78L77 227H80L79 229L81 230V228L83 227V229H84V226H86L85 228H86V231H84V232H80L79 231V229L76 231V229H77V227H75V225H74V227H73V225L72 224H70V223H72V222ZM91 221H92V223H91ZM124 221V220H123ZM134 221H135V223H134ZM141 221V222H140ZM147 221H150V222H147ZM164 223V222H166L167 221V223H164L166 226H164V224L162 223V222ZM174 221V222H173ZM189 221V222H188ZM209 221V222H208ZM233 221H236V222H238L239 221V223L240 222H242V223H240V225L241 226H239V223L238 224H235V223H233ZM245 221V222H244ZM5 222H7V223H5ZM16 222H18L19 224H17L18 226H16ZM81 222H83L84 223V225H82V223ZM138 222V223H137ZM142 222H143V224H142ZM153 222H154V224H153ZM220 222H222V221H220ZM228 222H230V223H232V224H230L229 223V225L230 226H228L227 227V224H228ZM260 222H258V223H260ZM73 223V224H74ZM141 223V224H140ZM181 223L182 224H185V225H181ZM5 224H7V225H5ZM81 224V225H80ZM129 225V227H127L128 225ZM135 224V225H134ZM136 224H138V225H136ZM150 224V225H149ZM151 224H152V226H151ZM157 224H159L160 225V227L162 228H157V226H159V225H157ZM162 224V225H161ZM190 225V227L188 228V226ZM235 226H234V225ZM80 225V226H79ZM93 225V226H94ZM99 225V226H98ZM102 225V226H101ZM154 225V226H153ZM157 225V226H156ZM15 226H16V229H18V231L17 230H15ZM132 226H134V227H131ZM137 226H140V227H142L143 229H145V230H143L142 228V231H141V229H140V227L138 228ZM145 228H144V227ZM187 227V228H184V230H183V228L182 227ZM223 226H224V224H223ZM222 226V227H223ZM38 227V228H37ZM68 227H69V229H71V231L69 232V229H68ZM102 227V228H101ZM114 227V228H113ZM150 227L151 228H153V229H155V230H153L152 229V231L150 230ZM225 227V226H224ZM233 227H237L236 229L235 228H233ZM238 227H240V228H238ZM241 227L243 228V229H241ZM95 228V226L93 227V229ZM133 229V228H135V229H133L132 231H134L135 230V232H132L130 229ZM149 229V231L150 232H152V233H150L148 230H146V229ZM164 228V229H163ZM193 229V230H190V229ZM228 228V229H229ZM232 228V229H231ZM24 229H25V227H24ZM109 229V230H110ZM123 229V230H122ZM140 231H139V230ZM185 229H189L188 230V233L186 234L185 232H187V230H185ZM197 229V230H198ZM125 230V231H124ZM217 230V231H218ZM227 232H226V231ZM240 230V231H239ZM18 232V234H19V232H20V234H21V239L18 237L19 235H17V234H15V232ZM74 231V232H73ZM79 231V232H78ZM82 231V230H81ZM124 231V232H123ZM145 231V232H144ZM155 232V235L156 236H158V237H156L157 238V240L155 239V238H153V237H155L154 236V232ZM238 233H237V232ZM245 231V232H244ZM16 232V233H17ZM45 234H44V233ZM94 232V231H93ZM110 232V231H109ZM127 232V233H126ZM141 232H144V234L143 233H141ZM162 232V234L164 233V235H162V234H160ZM167 232H168V236L166 235L167 234ZM191 232H192V234H191ZM195 232H196V230H195ZM228 232H229V235H231V236H228ZM233 232V233H232ZM237 233V236L235 235L236 233ZM248 232V233H247ZM24 233H26V234H24ZM72 233V234H71ZM78 235L79 233L80 234H84L85 233V235L87 234V235H89V238H88V241H86V239L85 238H87L86 236H84L83 238H82V236H79L78 235V237L80 238H78L77 236H76V234ZM129 233V234H128ZM140 233L142 234V236L140 235ZM145 233H149L150 234V236H148L147 234H145ZM157 233H159V234H157ZM186 235H185V234ZM227 233V234H226ZM231 233V234H230ZM245 233H247L248 234V236L247 235H245ZM15 234V235H14ZM233 234V235H232ZM240 234V235H239ZM241 234H242V236H243V234H244V238L241 236ZM251 234V235H250ZM23 235L24 236H27V237H23ZM91 235L93 236V238L95 239H98L96 242L94 241V239L91 237ZM123 235L125 236V238L126 237H128L127 239H126V243L124 242L125 241V238L123 237ZM132 235H133V240L131 239L132 238ZM145 235V236H144ZM153 235V236H152ZM162 235V236H161ZM182 235H183V237H185V236H187L186 237V241H185V243L186 242H188V243H186L187 245H185L184 244V241H181V237H182ZM191 235V236H190ZM195 235V236H194ZM235 235V236H234ZM108 236H111V239L110 238H108L107 239V237ZM122 236V237H121ZM134 236H135V238H134ZM144 236V237H143ZM163 236H165V237H163ZM212 237V239H211V237ZM18 237V238H17ZM147 237V238H146ZM148 237H149V239H148ZM192 237H193V239L195 240L196 238L197 239H199V241L201 240L202 242L200 243L199 241H193V239H192ZM195 237V238H194ZM205 237V238H204ZM218 237V238H217ZM232 237H234V239H235V241H238V242H236L234 245H231V244H233L232 243V241L234 240L233 238V240L231 239ZM238 239H237V238ZM243 239V241L240 239ZM255 237V238H254ZM1 238H0V240H1ZM23 238V239H22ZM73 238L75 239H77L76 241L77 242H75V240H73ZM116 238H117V240H116ZM122 238V239H121ZM124 238V239H123ZM155 239V240H153V239ZM158 238H161V239H158ZM166 238V239H165ZM190 238V239H189ZM220 238V240L218 241L217 239H219ZM222 238V239H221ZM226 238V237H225ZM259 239L258 241V243L259 244H261V245H259L258 243H257V239ZM261 238V239H260ZM3 239H4V241H3ZM5 239H7V241L5 240ZM20 239V240H19ZM25 239V240H24ZM85 239V243H84V241L82 242L81 240H84ZM110 239V240H109ZM120 239V240H119ZM135 239H138L137 241H135ZM143 239V240H142ZM151 239H152V241H151ZM168 239V240H167ZM182 239H184V238H182ZM23 240V241H22ZM119 240V242L118 243H116L117 241ZM123 240V241H122ZM140 240V241H139ZM145 240V241H144ZM159 240H162L161 242L162 243H160V241ZM165 240V241H164ZM171 240V241H170ZM224 240H226V241H224ZM232 240V241H231ZM240 240L242 241V243H240ZM263 240V241H262ZM64 242V244L62 243V242ZM100 241H101V243H100ZM111 243H110V242ZM120 241H122V245H121V242ZM133 241H135L136 243L137 242H139V243H135V242H133ZM141 241L143 242V243H141ZM147 241V242H146ZM154 241V242H153ZM167 241H168V250L167 251H169V252H167L166 251V248H167V245H164V244H166L167 243ZM174 242V243H172L171 244V242ZM179 241H180V243L182 242V246L180 247V246H178L180 243H179ZM228 241H230V244H227V243H229ZM6 242H10V243H7V245L5 244ZM59 242H60V244H59ZM74 242V243H73ZM83 244H82V243ZM93 242V243H92ZM100 244H99V243ZM130 242H131V244H130ZM147 244H146V243ZM165 242V243H164ZM192 242H196V244L199 242L200 244H198L199 246H201L202 247V245H203V248H200V247H198V248H196V250L197 251H199V250H203V252L201 251H199L200 252V254L198 255V253L196 254V250L194 249L195 248V243L193 244ZM224 242H227L226 244H224ZM5 244V245H3V244ZM95 243V244H94ZM96 243H97V245H96ZM108 243V244H107ZM110 243V244H109ZM124 243V244H123ZM133 243V244H132ZM136 244V246H138V247H136V246H133V245H135ZM158 243H159V245H158ZM164 243V244H163ZM191 243V244H190ZM8 244H10V245H8ZM74 244V245H73ZM79 244V245H78ZM80 244H81V246H80ZM102 244V245H101ZM115 244H117V245H115ZM127 246H126V245ZM141 244V245H140ZM143 244V245H142ZM145 244V245H144ZM192 246H190V245ZM194 246H193V245ZM219 244H220V242H219ZM44 245V246H43ZM56 245H57V247H56ZM71 245V248H75L74 250L72 249V250H70L69 249V246ZM77 245V246H76ZM93 245H94V247L95 248H98L99 247V245H100V248H98L97 250V254H96V256H94V255H91V254H89V252L87 251V249L90 251V253H96V249H94V248H92L93 247ZM106 245L108 246L107 248H106ZM111 245H113V247L111 246ZM119 245V246H118ZM130 245V246H129ZM131 245H132V248H131ZM152 247H151V246ZM159 246V248H160V250H162L161 252H159V248L157 247V246ZM181 245V244H180ZM185 245V246H184ZM190 246V247H187V249L185 250V248H186V246ZM231 245V246H230ZM83 246H85V248L83 247ZM98 246V247H97ZM123 246L124 248H121V247ZM143 246H144V249H143ZM160 246H163V247H160ZM166 248H165V247ZM176 246H178L177 248H176ZM184 246V247H183ZM56 247V248H55ZM104 247V248H103ZM118 247H119V252H117L118 250ZM130 247V248H129ZM136 249H135V248ZM148 247V248H147ZM174 247V248H173ZM183 247V248H182ZM254 248V250H253V248ZM5 248H6V250H5ZM102 248V249H101ZM129 248V249H128ZM153 248V249H152ZM163 248H164V250H163ZM180 248H182V250H181V252H182V254H181V256L179 257V256H177L178 255V253L180 252V251H177L176 252V255L174 254L173 255V250H179ZM4 250V252H3V250ZM52 249V250H51ZM86 249V250H85ZM94 249V251L93 252H91L92 250ZM111 249V250H110ZM114 249V250H113ZM121 249V250H120ZM124 249L127 251H124ZM128 249V250H127ZM131 249V250H130ZM139 249V250H138ZM144 251H143V250ZM158 249V250H157ZM173 249V250H172ZM185 251H184V250ZM194 249V250H193ZM199 249V250H198ZM9 250V251H8ZM54 250V251H53ZM71 252H73V253H71ZM82 250H83V252H82ZM85 250V251H84ZM100 250H104L103 252H101ZM116 250V251H115ZM144 253L145 252V250H147V251H149V252H147V255L145 254H143L141 251ZM153 250V251H152ZM235 250H233V248H232V250H230V251H232V252H234ZM243 250V251H242ZM6 251V252H5ZM47 251L50 253V251H51V253H53L52 255H51V253L49 254L50 255V257H48V254H46L47 253ZM58 251V252H57ZM67 251H69L72 255L74 254V256H72L69 252H67ZM86 251L88 252V254L86 253ZM107 251H110V252H107ZM112 251V252H111ZM190 251V252H189ZM192 251V252H191ZM194 251V252H193ZM218 250L217 249H215V251H213V252H215V254L214 253H212L211 255H217V257H218V252H217ZM8 252V253H7ZM105 252V253H104ZM122 252H123V254H122ZM133 252V253H132ZM164 252V253H163ZM180 252V253H181ZM185 252V253H184ZM5 253V254H4ZM60 253V254H59ZM94 253V254H95ZM99 253L102 255H99ZM103 253V254H102ZM110 253V254H109ZM116 253L118 254V255H116ZM120 253V254H119ZM127 253H129L128 255H127ZM150 253V254H149ZM184 253V254H183ZM190 253H191V255H190ZM195 253V254H194ZM201 253H203V254H201ZM242 253V254H241ZM6 254H8V255H6ZM59 254V255H58ZM69 254H70V256H69ZM107 254H108V256H107ZM127 256H126V255ZM131 254H132V256H131ZM143 254V255H142ZM5 255H6V257H5ZM66 256L65 258L63 257V256ZM88 255H90V257L88 256ZM109 255H111V256H109ZM116 255V256H115ZM124 255V256H123ZM130 255V256H129ZM136 255V256H135ZM149 255V256H148ZM180 255V254H179ZM194 255H196V256H194ZM201 255V256H200ZM207 255V256H206ZM251 255V256H250ZM3 256H4V258H3ZM52 256V257H51ZM69 256V257H68ZM73 257V258H70V257ZM77 256V257H76ZM79 256V257H78ZM98 256V257H97ZM117 256H120V258H118ZM145 256V257H144ZM173 256H176L177 258H175V257H173ZM18 257H20V258H18ZM30 257V258H29ZM62 259H61V258ZM89 257V258H88ZM102 258V260H101V258ZM108 257V258H107ZM117 257V258H116ZM136 257L139 259H136ZM179 257V258H178ZM195 257H197V261L195 260L196 258ZM203 257H205V259H202ZM252 257V258H251ZM3 258V259H2ZM31 258H33V260L34 261H32V262H30V260H32ZM59 258V259H58ZM63 258H64V260H63ZM77 258H79V259H76ZM100 258V259H99ZM107 258V261H105V259ZM116 258V259H115ZM145 258H147V259H145ZM151 258V259H150ZM174 258V259H173ZM182 258H184V260H185V256L184 257H182ZM195 258V259H194ZM262 258V259H261ZM29 259V260H28ZM98 261H97V260ZM124 259V260H123ZM142 259V260H141ZM148 259H150L149 261H148ZM172 259L174 260V261H172ZM209 259V260H208ZM212 261H211V260ZM249 259H251L250 261H252V262H250L249 261ZM259 259L261 260L260 262H259ZM52 260V261H51ZM59 260V261H58ZM88 260L90 261V263L88 262ZM96 260V261H95ZM100 260H101V262H100ZM114 260L112 259V261L113 262H111V264H116V261L114 262ZM127 260H129V261H127ZM132 260H135L134 262L132 261ZM156 260V261H155ZM195 260V261H194ZM0 261V264H3V262H1ZM9 261H11V262H9ZM36 261V262H35ZM145 261H146V263H145ZM154 261V262H153ZM179 262L181 261V260H178ZM177 261V262H178ZM187 261V260H186ZM185 261V262H186ZM205 261L207 262L208 261V263H205ZM211 261V262H210ZM71 262H73V261H71ZM70 262V263H71ZM94 262H93V264H94ZM121 262H123V263H121ZM150 262V263H149ZM177 262H175V264L177 263ZM178 262V263H179ZM210 262V263H209ZM110 262H107V264H109ZM199 262H198V264H200ZM103 264H105V263H103ZM140 264V263H139ZM182 264H189V263H182ZM219 264V263H218Z\"/></svg>","mask_w":264,"mask_h":264}]
</instances>
